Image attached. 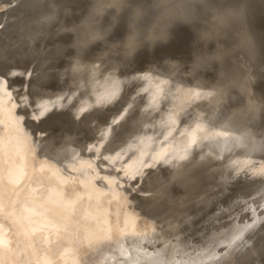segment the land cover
Returning a JSON list of instances; mask_svg holds the SVG:
<instances>
[{"label": "rangeland", "instance_id": "obj_1", "mask_svg": "<svg viewBox=\"0 0 264 264\" xmlns=\"http://www.w3.org/2000/svg\"><path fill=\"white\" fill-rule=\"evenodd\" d=\"M164 1L163 0H154V2H153V0H117V1L116 0H70V1L69 0H0V18H1L0 19V36H1L0 37V42H2V43H0V53H1L0 55H2V56H0V64H1L0 65V74L2 73V75H0V85H1L0 86V98H3V100H5V98L7 97L5 101L0 99V105L3 102L5 104L7 99H8V101L11 99L13 101V105H15L17 107L16 108L15 106H13V105L11 106L10 104L8 105L6 103L5 105L7 106V108L10 106L8 111L5 109L6 107H4L5 106L4 105V106H2L3 109L2 108L0 109L1 110L0 112H1L2 116H3L2 113H4V114H5V112L9 113V114H5L4 116L7 117L8 115H10L9 116L10 119H12L11 117H14L17 114L13 118V119L17 120V122H16V120H14L15 123H18V121L20 119L22 120L23 118H20V119H18V118L19 117H23V113L26 112L25 115H24L25 117H24L23 121L20 120V122H19L20 124H21V122L22 123L26 122L27 125H26V123H23V124L26 125V127H25V125L23 126V124H21V125L19 124L17 127H20L23 130H25V128H26L27 134H29V135H26V131H24L25 135L21 134V135H23V139H22V136L18 132L21 131V133H22L23 130L20 129L19 131H17L16 130V128H17L16 125L17 124L14 123L15 126H13V124H9L11 122V120H9V118L8 119L4 118L7 121L9 120L10 122L6 121L7 125L5 124L3 126L2 124L5 123L4 122L5 120L3 119L4 116L2 117L0 115V120H3V123H1L2 121L0 122V126L1 125L3 126L0 129L2 130V128H4V132L3 133H1L2 131L0 130L1 131L0 135H1V137H3L2 135L4 134V136L6 135V137H8V138H6V137L2 138V139L6 140V141L4 140L5 143H6L5 146H4L3 143H2L3 146L0 145L1 146L0 150L4 149L5 152H6L5 153L4 151H2V152L0 151V187H1V190H0V232H3L5 234V236L7 237V239L4 240L5 245H6L5 246L6 250L3 253H0V256L4 257V260H6L7 263H10L12 261V256H15L14 254H16V253L18 254L17 255L18 258L22 257V256H27V254H29V252L27 251V244H25L24 241L20 240L16 236L17 232H18V229L27 230V231H29L31 233L34 232V234H35L34 237L38 241V246L41 247L42 249L44 248L43 246L48 244L47 241L49 240L50 237H52V238H54V237H60V238H62V237L67 238L68 237V238H71L74 241L76 246H78L83 241H85V239L86 240L87 239L94 240V241L97 242V235L101 232L102 229H104V227L99 225L100 222L98 221V220L101 221V219H99V216L101 215V213L102 214L104 213L103 212L104 210L101 209L102 205H105V208L110 206V208H113V211L115 210V212H119V211H122V210L125 211V209H124L125 205H127L126 208L130 207L131 209L132 208L134 209L135 206H136V208L134 209L136 211V213L134 212V210L131 211V214L129 213V211H127L128 215H132V216L135 217V214L138 215V216H139V213L142 214L139 217L138 216L135 217V218L138 217L139 219H141L140 221L137 219L139 221V223L144 218L143 215H145V220H143V222L145 224H146L147 221L150 220L147 223L150 226H147L145 224H143V225H145V226H143L141 224L142 222L140 223L141 226H139L140 224L136 221L135 218H133L132 216H129V217H131V219H130L129 217H126V216L123 215L125 220L127 221V223L129 221H131V220H132V222L135 223V224L134 223L131 224L129 222L131 225H129V223L126 224L125 225V227L127 226L126 228H130V227L135 228V226L137 225V226H139L141 228H145V229H148L150 231V229L152 230V227H153V229H154V227H157L155 229H157V231L161 232V233L172 232L174 228H175L174 230L176 232L173 231V233L174 232L178 233V232H181V231L187 229L188 227L189 228L186 231H188V232L190 231L191 233L193 232L192 230H197V229H200L201 231H203V229L205 227V224L208 221L205 220L206 218L204 216L200 222H198V223L196 222L199 208L201 206H203V205H206V203H208L207 205H209V206L210 205H215V207L217 205L225 206L227 203H229V201L231 199H233L236 196L238 191L243 187V184H244L245 180L246 179L248 180L249 177L251 176V174L258 167H260V165L264 164V82H263L264 81V70H263L264 69V63H263L264 55H262L264 53L263 52L264 51V41H263L264 40V38H263L264 37V35H263L264 34V31H263L264 30L263 29L264 28L263 27L264 26V22H263L264 21V16H263L264 15V11L261 9V12H263V13H260V9H259V7H262L264 9V3H263L264 0L263 1L262 0H248V1L247 0L246 1H244V0H207V1L206 0H177V2H176V0H172V1L171 0H169V1L166 0L165 4H167V5L164 4ZM170 1L173 2V3H171ZM259 1H260V3L258 4ZM31 2H34V3H31ZM244 2H246V4ZM83 3H84V5H82ZM17 4H19V5H17ZM36 4H38V6ZM158 4L160 5V7H159ZM33 5L35 6V9H34ZM169 5H170V7H169ZM240 5L241 6L245 5L246 8H245V6L240 7ZM197 6H198V8H197ZM208 6H210L211 8L210 7L208 8ZM247 6L248 7L250 6L249 13L251 12L250 13L251 17H250V14L247 13L248 12L247 11L248 10ZM107 7H108V9H107ZM181 7H182V10H181ZM236 7H237V9L240 8V9H238V10H240V12L237 11ZM253 7H255V8H253ZM137 8H138V10H137ZM152 8H154V9H152ZM195 8H197V9H195ZM226 8H228V9H226ZM234 8L236 10L235 11L236 12V16H234V18L236 17L237 20L240 18L239 19L240 21L238 20V22H236L234 20V18L232 20H230V18L226 17V15L229 16V17L232 16L233 14L235 15L234 11H233L234 13L230 12V11H232L230 9L234 10ZM241 8H243L244 10L242 11ZM172 9H174V11H172ZM183 10H186L187 12L186 11L183 12ZM196 10H197V12H196ZM210 10H211V12H210ZM222 10H223V12H222V14H220ZM252 10L256 11V15H254V16H256V18L253 17V14H255V12H253ZM36 11L38 13V16H37ZM43 11H45V12H43ZM241 11L245 12V13H242ZM48 12H49V14H48ZM178 12H179L180 15L182 13L181 17L178 14ZM224 12H225V14L226 13H230V14L224 15L228 20L225 19L222 16L220 18L219 15H223ZM237 12H238V14L242 13L243 17L241 15L237 16ZM184 13H185V15H188L187 18L188 17H189V19L191 18L190 21L192 19H194L193 20L194 23L192 21L189 23V20L185 17ZM189 13H190L191 16L189 15ZM217 13H219V14H217ZM231 13H233V14H231ZM193 14H195L194 15L195 18L192 16ZM215 14H217V15H215ZM200 15H201V18L203 17L202 19L199 17ZM213 15L218 16V17H216L217 20L214 17H212ZM257 15H259V16H257ZM54 16H55V18H54ZM48 17H49V19H48ZM197 17L200 18V19H196ZM204 17H205L207 23L204 20ZM207 17H212V19L210 20ZM248 17H250V20L247 19ZM222 18L224 20L221 21ZM43 19H45V20H43ZM218 19L221 22L219 25L222 26V31H221V26L218 25V23H219ZM253 19H254V21H253ZM257 19H258V21H257L258 23H260V24L263 23V24H261V25L258 24L256 22ZM9 20H11V21H9ZM168 20H170V21H168ZM184 20H185V22H184ZM196 20H197V22H196ZM202 20H204V21H202ZM212 20H214L215 22H213ZM165 21H166V23H165ZM217 21H218V23H217ZM228 21L229 22H233V23H231L229 25ZM42 22H43V24H42ZM171 22H173V23H171ZM239 22H241V23L238 24ZM251 22H252V24L250 25ZM46 23H48V24H46ZM169 23H170V25H167ZM202 23H204V24H202ZM213 24L214 25L216 24L215 25L216 29L214 28ZM223 24H225V25H223ZM189 25L191 27H189ZM193 25L196 28L192 27ZM198 25L200 27L202 25H204L205 27H208V25H209V28L208 29L205 28L206 29L205 30V29H203L204 26H202V28H200ZM246 25H248V27H246ZM163 26H165L166 28L164 29ZM225 26H228L229 29H228V27H225ZM22 27H24V29ZM160 27L163 28V29H161ZM188 27H189L190 30L188 29ZM230 27H234V29H231ZM256 27L258 28L257 30H256ZM198 28L200 29V31H196V30H198ZM259 28L263 32H261L259 30ZM5 29H6V31H5ZM27 29L29 31H27ZM63 30H64V32H63ZM238 31H240V32H238ZM49 32L51 33V35H50ZM59 32H60V34H59ZM182 32H185L184 34H186V35H184ZM186 32H188V33H186ZM9 33H10V35H9ZM162 33H163V35H162ZM180 33H181V35H180ZM203 33H204V35H202ZM261 33H263V34H261ZM149 34H150V36H149ZM42 35L44 36V38L42 37ZM155 35H156V37H155ZM247 35H248V37H247ZM58 36H59V38H58ZM163 36H165V37L163 38ZM160 37L163 38V39L161 38L162 40H165L168 37L167 41L165 40L166 43H165V41L162 42ZM234 37H235V39H234ZM148 38H150L149 41H148ZM172 38H175V39H172ZM176 38H177V40H176ZM52 39L55 40V41H53ZM71 39H73L74 44H73V41ZM153 39H155V40H153ZM23 40H24V42H23ZM31 40H32V42H31ZM38 40L40 41V44H39ZM45 40H47V42ZM50 40H51V42H53V44H54V42H55V44L58 42L57 43V45L59 44L58 47H57V45L51 44ZM173 40H174V42H173ZM28 41H29V43H28ZM63 41H64V44L67 43V44H65V45L63 44V45L69 47V50L71 49L70 52L67 50V48H65L61 44ZM82 41L84 43H82ZM146 41H147V43H146ZM151 42H152V44H150ZM169 42H171L172 45ZM16 43H17V45H16ZM36 43H37V45H36ZM45 43H46V46H45ZM145 43H146V45H145ZM1 44H3V45H1ZM4 44H6V46ZM75 44H76V46H75ZM142 44H143V49L144 50L141 47ZM51 45H53V46L51 47ZM69 45H72V46L70 47ZM82 45L84 46V48H83ZM158 45L161 46V47H157ZM3 46H5V47H3ZM19 46H20V48H19ZM33 46H34V48H33ZM54 46H56L57 48H54ZM73 46H74V48H73ZM93 46H95V47H93ZM35 47H36V50H35ZM63 47H64V49H63ZM76 47L79 49V51H78V49ZM90 47L92 49H90ZM97 47H98V49H97ZM145 47H147V48L150 47V48H148L150 51L148 49H146ZM2 48H6V49H2ZM45 48H46V51H44ZM59 48L63 49V50H60ZM93 48H96V49H93ZM18 49L21 50V51H19ZM38 49L41 52L38 51ZM47 49L49 50V52H47ZM50 49H53L52 51L57 50L58 53L60 52L61 54L59 53V54H57L59 56H57L56 55L57 51H55V52H53L54 53V55H53V53L50 52ZM88 49H89V51H88ZM100 49H102V50H100ZM115 49H118V51L115 50ZM121 49H123V50H121ZM15 50H16V52H15ZM33 50H35V51H33ZM64 50H67V51H64ZM105 50H106V53H105ZM108 50L110 52H112V53H110ZM172 50H174V51H172ZM1 51H3L4 53L1 52ZM8 51H9V53H11L10 51H14V52H12V54H9ZM36 51L38 52V54H36ZM42 51H43V53H47L46 54L47 56L45 54H42ZM63 51H64V53H63ZM85 51H86V53H85ZM92 51H96V53L92 52ZM130 51H131V53H130ZM66 52H67L68 55L65 54ZM89 52H91L92 54H90ZM26 53L28 54V56H26L27 55ZM31 53L32 54L35 53V54L32 55ZM39 53H41V56H39L40 55ZM77 53H80V56ZM94 53H95V56H93ZM102 53H105V54H102ZM107 53H109V55ZM171 53H172V55H171ZM7 54H9V55H7ZM99 54L102 56V58H101V56ZM122 54H124V55H122ZM5 55H7V56H5ZM50 55H51L53 60L50 58ZM106 55H107V57H106ZM17 56L19 58H17ZM45 56L46 57L49 56V58H46ZM66 56H67V58H66ZM108 56H110V57H108ZM111 56H112V58H111ZM114 56L117 57V60H116V58ZM42 57H44V58H42ZM54 57H56V58H54ZM91 57H93L94 59L91 58ZM139 57H141V58H139ZM3 58H4V60H3ZM9 58H11V59H9ZM14 58L16 60V64L19 63L17 65L18 67H16ZM40 58L42 59V61L40 60ZM45 58H46V60H45ZM113 58H115V59H113ZM8 59H9V61H8ZM18 59H20V60L18 61ZM24 59L26 60L25 62H24ZM49 59L53 61V64H52V61H49ZM87 59H89V60H87ZM135 59H136V61H135ZM86 60L88 62L91 61L93 63H91V62L88 63ZM67 61H70L71 64H70V62L67 63ZM79 61H80V63H79ZM126 61H127L128 64L126 63ZM29 62H30V64H29ZM112 62H113V64H112ZM72 63L75 66H73ZM4 64H6V66ZM23 65H27V67L24 66L25 67V69H24ZM36 65H37V67L39 69L36 67ZM70 65L73 68H71ZM13 66H15L16 68L15 67L13 68ZM257 66H259V67H257ZM84 67H86V68H84ZM78 68H79V70H78ZM7 69H8V71L10 73L7 71ZM254 69H255V71H254ZM4 70H6V71L4 72ZM71 70L73 72H70ZM2 71L5 74H3ZM6 72L9 73V74H7ZM75 72H76V74H75ZM257 73H259V74H257ZM34 74H36V75L34 76ZM260 74H262V75L259 76ZM1 76H3L2 79H1ZM68 76H70V77H68ZM73 76H74V79L72 80ZM256 76L258 77L257 79L255 78ZM261 77H263V78H261ZM1 83L3 84V86H2ZM28 86L31 87V88H29ZM46 86H47V88H46ZM8 87H9V89H8ZM13 87H14V91H13ZM46 89H47L48 92L46 91ZM199 89H200V91H199ZM5 91H7V93ZM42 91L44 92V94L42 93ZM15 92L17 93V95H16ZM39 93L41 95L40 96L41 99L38 97ZM18 94H20V95L18 96ZM191 94L193 96H191V98H190ZM12 95H14V96H12ZM53 95H55V96H53ZM182 95H183V97H182ZM194 96H196V97H194ZM14 97L17 100L16 99L14 100L13 99ZM20 97H24L22 102H21L22 99ZM32 97H34L33 99H35V100H36V98L40 99V102L37 99L36 102L37 101L38 102L35 105V103H34L35 100L33 102ZM18 98L20 100H18ZM29 98L32 99L31 102L29 101ZM71 99H72V101H70ZM48 100L49 101L51 100V102H50L51 105H48L49 104ZM170 100H174V101H170ZM14 101H16L17 103L15 104ZM18 101L21 102V103L19 104ZM62 101H66L68 104L66 102L64 103ZM10 102L11 101H9L8 103H10ZM23 102H24L25 105L22 104ZM41 102H44V103H41ZM187 102H189L191 104H194V102H195L196 106L195 105L194 106L197 107V108H195L191 104H188ZM27 103L30 105V106L28 105V107L31 110L30 114H28L29 113L28 111H30V110L26 106ZM30 103L32 105H35L34 108L35 109L37 108V112H36L35 109H33V107L31 106ZM38 103H40L41 105L38 104ZM55 103H56L57 107L55 106ZM205 103H206V105H205ZM209 103L211 104L212 108H211ZM11 104H12V102H11ZM18 104H19V106H18ZM59 105H61V107L62 106L63 107L60 108ZM74 105H76L77 108ZM80 105H81V107H80ZM174 105H177V106H174ZM182 105H184L183 108H182ZM187 105H191V106H187ZM197 105H200V107H202V108L200 109V107L197 106ZM23 106H24V109H23ZM46 106L47 107L49 106V108H47ZM50 106H51V108H50ZM185 106L190 108L189 111L191 113L196 111V109L198 110V112L197 111L194 112L193 114H191L192 115L191 116V115H189L190 112L188 111V109L185 110L187 108V107L184 108ZM20 107H22V109ZM40 107L42 108V111H43V109H46L45 111H47V110L49 111L50 110V112L47 111L48 112L47 113L45 111H43V112L41 111L42 112L41 113L40 110H38V109H41ZM52 107L53 108L54 107L55 108L59 107V108L58 109H52ZM176 107H178V108H176ZM206 107L209 108V109L211 108L210 109L211 111H208L209 109H207ZM10 108L11 109L15 108L16 111L18 110L17 113H16L15 110H10ZM20 109H21V112H20V114H18ZM25 109H27L28 111H26ZM192 109H194V110H192ZM165 110H166V112H164ZM199 110H201V111L203 110V112H200ZM10 111H12L11 112L12 114H14L13 112H15V114L13 116H11ZM71 111H72V113L69 114V112H71ZM74 111H75V114L73 113ZM206 111H207V114H206ZM37 113H39V114L41 113V114L39 115ZM77 113H78V116L81 113L82 114H81V116L78 117V116H76ZM198 113L204 115L203 116L204 117L203 121L201 119L203 117H201L200 114L198 116ZM210 113H211V115H210ZM71 114H73V115H71ZM205 114H206L207 117H205ZM18 115H20V116H18ZM49 115H50L51 119H49ZM118 115H119V117H118ZM126 115H127V117H126ZM193 115H196V116L193 117ZM213 115H214V117L212 118ZM186 116L188 117V119H186L187 118ZM189 116H190V118H189ZM16 117H18V118H16ZM61 118H62V120H61ZM171 118H174V119L171 120ZM191 118H194L193 121H195V123L192 121ZM198 118H200V119H198ZM13 119H12L11 123H13ZM58 119H59V121H58ZM184 119H186L185 122L187 124H185V129H182V128H184L183 126L181 128V125L182 124L184 125V123H185V122H183ZM189 119H191L190 120L191 122L189 121ZM209 119H210V121H208ZM25 120H27V121H25ZM56 120H57V122H56ZM119 120H120V123H121V121H123V120L124 121H123V123L120 124V123H118ZM60 121H63V122H60ZM198 121L201 122L202 126L200 125V127H199V125H197V124L200 123V122L196 123ZM64 122L65 123L66 122H70L71 123V125L69 123L68 124L66 123L69 128L66 126V124ZM163 122L165 123V125L167 123H169V124H167V126L164 127V123ZM208 122H210V123H208ZM48 123H49V125H48ZM57 123H59V124H57ZM92 123H93V125H92ZM154 123H155V125H158V126L160 125L158 127L160 129H158L157 126L154 125ZM170 123L172 125H174V126H172V127L170 126L169 127L170 130L168 131V130H166V128L169 129L168 126L171 125ZM178 123L181 124V125H179ZM188 123H190V124L188 125ZM43 124H46L45 127H44ZM54 124L56 126H53ZM116 124L118 125V129H117V125ZM10 125H11V127H13L14 132H12V129L10 128ZM41 125H43L42 126L43 128H41ZM108 125H110V126L112 125L113 129L109 128L110 126L108 127ZM186 125H188L190 127V130L193 133V135L188 130L189 127L187 126L188 128H186ZM193 125H195V126L193 127ZM5 126H6V128H5ZM7 126H9L10 131L9 130H6V131L12 132L11 134H9V132H8L9 136H7V133H5L6 132L5 129L8 128ZM71 126H72V128H71ZM73 126H75L74 129H73ZM80 126H81V128H80ZM89 126L93 127V129L90 128ZM113 126H115V127H113ZM154 126L156 127V130H154L155 129ZM175 126H179V127H175ZM252 126H254V127H252ZM14 127H15V129H14ZM48 127H50V128L53 127V128L50 129ZM105 127H106V129H105ZM197 127H198V129H197L198 131L196 129H194V128H197ZM95 128H97V129H95ZM114 128H115V130H114ZM192 128L195 131H193ZM63 129H70L71 131L70 130H65L64 131ZM84 129H85V131H84ZM149 129H152V131L149 130ZM171 129H174V130L171 131ZM47 130L49 131L50 135L47 133ZM74 130L76 131V134H74V132H75ZM93 130L96 133L99 130L100 132L97 133L99 136H96L97 135L96 133H95L96 135L94 134L95 135L94 136L93 135V133H94ZM108 130H109V132H108ZM147 130H149L150 132L155 133L156 135L161 133L160 130H162V131L166 130L165 132H163V135L165 133H167V139L164 138V137H162V138L166 139V140H169V142L171 141L168 144V146H170V148L167 146L168 141H166L167 142L166 143L163 139H162L163 141L161 140V138H160L162 136L161 134H159L160 135L159 137L155 136L156 137V139H155V137H153V135H155V134L151 133L153 135L150 137L151 134H149L150 132L148 131L149 135L147 137L146 136L147 134L145 133V131L147 132ZM158 130L160 132H156ZM175 130L177 131L176 135H175V133H176ZM184 130H185V132H184ZM186 130L188 131L189 134L187 133ZM31 131H32V133H31ZM41 131H44V132L41 133ZM91 131L93 133H91ZM105 131L107 133H109V134H106ZM173 131H175V132H173ZM65 132L66 133L69 132V133L66 134ZM81 132L82 133L84 132V133L82 134ZM125 132L129 133V134L127 133L128 138H127V136L124 137V135H126ZM168 132H170L169 135H168ZM172 132L174 133V135L171 134ZM45 133H47V134H45ZM70 133H71L72 136H70ZM80 133L82 134L81 136H83L86 133L85 134L86 137H85V135L83 137H80L83 140H81L78 137V136H80ZM88 133L90 134V136H87V135H89ZM102 133L103 134L105 133L106 135H108L106 137L107 138L109 137L108 139H110V140L107 141V138L104 136L105 134L103 135ZM112 133H114V134H112ZM116 133H118V134L116 135ZM121 133H125V134H121ZM131 133H133L134 139H133V137H132L133 135H131ZM185 133H187L188 135L185 134ZM182 134H184L185 136L182 135ZM10 135L14 136V137L17 136V135L20 136L22 140L18 139V137L13 138V139H16V141L18 139V140H20V142L21 141L24 142V143L21 142L22 143L21 145L23 147H25L26 149H28V148H30V149L26 151V149L21 148L22 147L21 145L20 146L18 145L19 149L17 148L18 146L17 147L15 146V150L16 151H17V149H18V151L20 150L19 151L20 154L17 151L18 154L21 155L20 157H18L19 155L17 156L16 155L17 153L16 154L13 153V152H16L15 150L13 151V149H14V144L17 145L19 143V141H17L18 143L17 142L16 143L14 142L13 144L9 143L8 139H10V141L13 140L12 137L10 138ZM30 135L34 136V139L36 141H38V145H36L37 143H36L35 140H34L35 142L33 141L34 143L32 145V140L33 139H32V137ZM66 135L70 136V137H68V139H70V140H68V139L66 140V138H63V142L60 141V139L62 140V137H67ZM91 135H93V136L91 137ZM100 135L103 136V137H101ZM143 135L146 136V139H145L146 141L143 140L145 138V137H143ZM189 135H191V137ZM25 136H27V137L29 136V138H27L28 141H29V139H32L31 141H29V143H31V144H29L28 146L25 143V142L28 143L27 139H24ZM110 136L111 137L113 136L114 140L116 139L115 140L116 142H114L116 144L118 142H119L118 144L121 143L122 145L125 144V143L128 144V141L125 139V138H127L130 141L129 144L131 143L132 145L128 144L129 146L127 147V145L125 144L124 145V148L126 150L125 151L123 149L122 145H118V144L114 145L113 144V141H114L113 137L110 138ZM120 136H123V137L121 138ZM164 136H166V134ZM168 136H170V137L172 136V137L170 138ZM192 136H194L195 138L192 137ZM72 137H73V139H71ZM88 137L89 138L90 137L91 138H94V137L96 138L97 137V139L94 138V140L92 139V141H91V138L89 140ZM130 137H131V140H130ZM149 137L150 138L153 137V139H155V141H153V139H152V141L157 145L156 147H154L155 144L149 139ZM181 137H183V138H181ZM187 137L189 138V139H187V141H185L186 139L183 140L184 138H187ZM50 138H51V141H50ZM56 138H59V139H57L58 143H59V141H60V143L62 142L61 143L62 146L60 144L56 143L57 140L56 141L53 140V139H56ZM74 138L76 140L78 139L79 142L75 141ZM117 138H119V140ZM140 138L142 139L143 142L145 141L146 144H145V142L142 144V141H140ZM147 138H148V140H147ZM157 138H159V140H161V141L157 140ZM180 138H181V140H180ZM84 139L86 140L87 144L89 143V145H87L88 147L86 146V144H85L86 142L84 141ZM100 139L102 140V142L104 141V143L106 145L105 148H104L105 145L101 142ZM132 139H133V141H132ZM24 140H26V141H24ZM45 140H47V143H46ZM120 140L122 142L124 141V143H122ZM172 140H173V142H172ZM177 140L179 142L178 145L175 142ZM193 140H195V141H193ZM52 141H53V143H52ZM64 141L66 142V144H65ZM67 141L68 142L71 141V142H69L71 145H72V143L74 141L76 143L78 142V144L80 142L82 143L83 141L85 143L83 142L82 144L77 145V147H76L77 149H76V148H74L75 144H76L74 142L73 145H72L73 148H74V151H73V148H71L69 146H67V147L65 146V145H68ZM90 141H91V143H90ZM105 141H107V142H105ZM134 141L135 142L140 141L139 143H141L140 145H138L139 143L137 142L138 144H135L136 145L135 149L132 148L133 146H135V145H133ZM149 141H151L152 144ZM43 142L46 143V145ZM156 142H158L160 144V146ZM162 142L164 143V145L162 144ZM92 143H95V144H92ZM100 143H102L104 145L103 147H101L103 149H101L100 147L96 148L99 145L102 146ZM106 143H108V145ZM165 143H166V146H165ZM180 143H181V145L179 146ZM9 144H12L10 146V147H12V150H9V148H10L8 146ZM111 144H113V145H111ZM147 144L149 145V147H148ZM6 145H7L8 148L6 147ZM53 145H56L54 147L55 149L52 147ZM57 145H59V146L57 147ZM93 145L94 146L96 145V147H95L96 149L94 148ZM137 145L140 146V147H138ZM151 145H152V148L154 147V149H156V150L150 148ZM162 145L165 146V148L163 147L164 148L163 150L167 151L168 153L164 152L162 149H160V148H162L161 147ZM171 145H172L173 148L171 147ZM174 145L178 146V148L176 146H174ZM34 146H35V148H34ZM36 146H38V147H36ZM40 146H42L44 149L41 148ZM60 146L62 148H64V149H62ZM79 146H83V148L81 147V150L83 149V151L80 150ZM113 146H115L117 148L114 147L115 148L114 149ZM145 146L148 147V148L145 149L146 148ZM31 147H33L34 149L31 148ZM47 147H49V148L52 147L54 150H52L51 148L48 149ZM121 147H122V150H121ZM129 147H131L132 149L129 150L130 149ZM137 147H138L139 150H137ZM142 147H144L143 150L145 149V151L142 150L141 152H139L140 148H142ZM166 147L169 148V149H167ZM175 147H176V149H175ZM179 147H181L180 151L177 150V149H179ZM66 148L72 149V150L71 151L70 150L66 151V150H68ZM92 148H93V150H92ZM108 148L109 149L111 148L110 149L111 153H109L110 151H108ZM157 148L159 150H157ZM171 148L174 149V151H172ZM182 148H184V149H182ZM23 149L26 151V153H25V151ZM31 149H33L34 151L31 150ZM35 149L37 151H39V153H37V151H35ZM47 149H48V152L45 151ZM112 149H114L113 151H115L117 153H114L112 151ZM49 150H51V151L49 152ZM55 150H58V151L57 152H53ZM75 150L76 151L79 150L80 154H78ZM90 150L92 152L93 151L95 152V153L93 152L94 157H93V155L89 156V157H91V159L90 160L88 159L89 161L87 160V163H85L86 159L88 158L87 155H90V153L92 154V152H90ZM104 150L106 151V153L108 152L107 155H106ZM119 150H120L122 155L120 154ZM160 150H162L163 152L161 151L162 152L161 153ZM7 151H8V153H7ZM10 151L13 153L12 155H11ZM21 151L24 152L25 155H22L24 153H21ZM30 151H33V152H31L32 154L29 153ZM62 151H64V152H62ZM85 151H87V152H85ZM128 151H129V153H128ZM146 151H147V153L149 151L152 155L149 154V153H148V155H147V153L145 155L144 153ZM152 151H159V152H157V154L161 153L163 155L159 154V156H158L155 152H152ZM175 151H177V152H175ZM189 151H191V152H189ZM193 151H194V154H191V153H193ZM58 152H59V154H58ZM82 152H84V154ZM88 152H90V153H88ZM97 152H99L98 153L99 156H104L102 158H104V159L107 158L108 159V160H103L102 159L103 160L102 162H104V161L106 163L110 162V161L114 162V160L120 161L121 163L117 162L115 164L116 167L118 166V164L122 165V163H123L122 161L125 160L124 158L127 159V160L124 161L122 166L120 165L122 170L120 168H118L119 166L117 168L114 167V169H113V167H112L113 165H110V167H112L113 170H115V168H116L118 173L116 171H113L114 172L113 173L111 168H110V170H111L112 173L109 172L110 170L107 172L109 175H110V173L113 175V176L110 175L113 178V179L111 178L112 181H115L114 178H116V182L119 179H121L123 181V183H125V184L127 183L126 185H123L121 180H119L120 182L118 181L117 183L116 182L112 183V181L110 182L109 181L110 176H108V174H107V176L109 177V179L107 178L108 181L106 183L105 179H103V176H106L105 175L106 171H105V168H103L104 170L102 169V167L105 166V163H104V166H103V163H102V166H100L101 165V163H100L101 161H98V160H100L101 158L98 157V155H96ZM171 152H173L174 156L176 155V153L179 154V155L175 156V158H174V156H173V154ZM36 153L38 154L37 156H36ZM42 153H43V155H45V156L47 155V156L41 158ZM51 153H53L52 154L53 156L51 155ZM54 153H56V155H54ZM81 153H82V156H84V155L85 156L81 157L80 156ZM113 153H114L115 157L117 156L116 159H114V160H112L114 158V156H112ZM141 153L144 156L141 157ZM7 154H9V155H7ZM170 154H171V156H170ZM185 154L186 155L188 154V156L184 157ZM201 154H202V156H201ZM4 155H6V156H4ZM32 155L34 157H32ZM39 155H40V157H38ZM156 155H157V157H156ZM192 155H195V158ZM73 156H75V157L77 156V157L75 158ZM110 156H112V159H111ZM121 156L122 157L124 156L122 161L120 160ZM148 156L152 157V158L149 159ZM160 156H161V158H163V160L158 158ZM21 157H23V159L25 157L24 161H23V159L20 160V162L16 161L17 159H19ZM47 157H48V159L46 160ZM66 157H68V158H66ZM118 157H119V159H117ZM132 157H134L133 158L134 161H132V159H131ZM171 157L174 160V161L172 160L174 163L178 162V163H176L178 166L176 164H174L172 161H169V160H171ZM176 157H178L179 160H182L183 163L179 162V160H177ZM12 158L16 159L15 161L18 162V163H16L14 161V159H12ZM141 158L142 159L143 158L144 159H148V160H144V162L142 163ZM29 159H32L33 161L29 160ZM34 159H37L38 161L37 160L35 161ZM39 159H40V161H39ZM79 159H80V163L78 161ZM164 159H166L169 162V164L166 163L167 161H165ZM175 159L177 161H175ZM28 160L31 161L33 164L31 162H29ZM44 160H46L45 163L42 162ZM48 160L50 162H52V163L53 162H56V163L52 164ZM92 160H93V162H92ZM135 160H136V162H135ZM152 160H154L155 163ZM184 160H185V162H184ZM187 160H189V161L187 162ZM22 161H23V163H22ZM82 161H84V162H82ZM94 161L95 162L97 161L98 163L97 162L95 163ZM160 161H163V162L165 161V164H168V165H170V163H172L171 164L172 165L171 168H173L175 171L177 169V173L173 169H172V171H174L175 174L170 170L171 169L170 168L171 165L169 166V169H166L165 171H162V170L165 169L164 167L167 166V165H163L164 167L161 166L160 165V163H161ZM190 161L194 162V163L192 162V165L194 164L195 168L193 166L191 167V164H190L191 162ZM26 162H29V163H26ZM113 162H110V164H114L116 161L114 163ZM125 162L127 163V165H126ZM186 162H187V164L190 162L189 163L190 165L189 164L186 165ZM25 163L28 164V166L25 165ZM30 163L33 166H31ZM39 163H41V165ZM47 163L50 166H51V164L52 165L55 164V166L54 167L52 166L53 168L52 167L50 168V166ZM88 163H89V165H90V163L92 165H90V167H89V165L86 166L85 167L86 169L82 168L83 165L81 166V164H84V166H85V164H88ZM133 163H134V167L136 166L135 168L133 167L135 170L131 167V165L133 166ZM135 163H137V165L140 164L141 167L135 165ZM156 163H158L159 165L156 164ZM181 163H182V165H181ZM17 164L24 165L25 167L24 166L20 167V165L18 167V166H16ZM42 164H44V165H42ZM46 164H47V166H45ZM93 164L96 166V167L94 166L95 170H97L96 169L97 167L100 168L99 170H97L99 172V174H100V172L102 173V171H103V173H102L103 175L100 174L102 176L101 178L97 177L99 174H97V171L94 170ZM97 164L98 165L100 164V165L97 166ZM148 164H151V165H148ZM36 165H38L39 167L41 166L40 169H41V171L43 169V171L41 172L39 167L36 166ZM58 165H62V166H58ZM106 165H109V163L106 164ZM128 165H130L131 168H129ZM142 166H143L144 172H143V169L142 170L140 169L141 172H140L139 169L136 171L137 167L142 168ZM182 166H187V167H182ZM188 166H189V168H188ZM17 167L19 169H17ZM29 167L30 168L33 167V168H31V170H34V171L30 170V172L32 174L28 171ZM34 167L36 168L37 171L35 170ZM55 167L58 168L59 171H60V168H61V170L62 171L64 170L66 172V174L68 172H70L71 175L68 173L67 174L68 176H66L64 171H63V174L65 176L62 175V171H60V174H57L59 171L57 170L58 171L57 172ZM77 167H80V168H77ZM87 167H89V169ZM105 167L107 168V166H105ZM127 167L129 168V170H128ZM156 167L160 168L159 169L160 171L157 168L158 172H161V171L162 172H166V171H168L166 173H169L171 171L170 174H169V177H168V174L167 175L165 174V176H167V177L164 176L165 178H163V180H162V178H160L161 179V181H160V179H159L160 173L157 172L159 174V176H157V177H156V175H158V174L154 175V173H156V171H157L155 169ZM20 168H21V170H20ZM71 168H72V170H71ZM91 168H93V170ZM108 168H109V166H108ZM190 168H192L193 171ZM23 169H28V170H25V172L27 171L25 173ZM75 169H78V170H75ZM80 169H82V170L84 169V170L80 171ZM151 169H153V170L155 169V171H153ZM178 169H180V170H178ZM184 169H187L190 172V174L188 175L189 172L187 171V173H186V171ZM203 169H205V170H203ZM22 170H23V172H22ZM88 170H92V172L91 171L89 172ZM183 170H184V172H183ZM210 170H212V171H210ZM50 171L56 172V173H50ZM86 171H87V173L88 172L92 173V175H93V173L96 172L95 174H97L96 177L98 178V180H100V179H102V180L98 181L97 178H96V180L94 181V179H95V177H94L95 174H94V176L92 177L94 179H93V182L91 183V181H92L91 174L87 175ZM93 171H95V172H93ZM104 171H105V173H104ZM138 171H139V173H138ZM149 171H151V172H149ZM181 171L183 172V175H182ZM35 172H37V173L39 172V174H40L39 176L44 175L43 172H47L48 174L46 176L44 175L42 177L46 178L48 176V179H44L45 180L44 181L43 179H41L42 177L39 178L38 174L35 173ZM162 172H161V175L163 177L164 173H162ZM12 173H14V174H12ZM20 173H24L25 175H27L29 173L30 175H28V176L24 175L25 178H26L25 179L23 177V175L21 176ZM140 173H141V175H139ZM144 173L146 174L145 176H144ZM148 173H150V174L148 175ZM185 173H186V176H184ZM49 174H53V175L50 176ZM84 174H86V175L84 176ZM118 174L121 175V176H119ZM136 174H137V176H134ZM178 174H181L182 176H180ZM193 174H195V175H193ZM60 175H61V177L63 176L64 178L63 177L61 178ZM75 175H76V177H74ZM100 175H99V177H100ZM130 175H131V177H130ZM152 175H154L153 178H155V180L151 179ZM170 175H173V176L177 175L178 176V178L174 176L175 178H177V179H175L176 183H174L175 180H174V182L173 181L170 182V180H171L170 177L174 178L173 176H170ZM31 176H34V179L32 178L34 181L36 179L38 180V178H39L38 181L36 180V182H35L36 184H34L35 187L34 186H28V185L32 184V182H34L32 179H30ZM86 176L87 177L89 176V178L91 179L89 181L87 180L89 182V184H91V186H92V184L94 185L96 181L97 182H101L103 184L105 183L104 184L105 186H104L101 183H98L99 185H97V182H96L97 186H95V187L92 186L94 188L93 189L94 192L95 191L98 192L99 189H101L102 191H105L108 188H112V187H107V185H109V182L111 184H114L113 185L114 189L112 188L113 191H110V189H108L109 191H107V192L105 191L106 193H104V192L99 193V192H101V191H99L98 195L102 194V196H100L101 199H99V200H98V198H96V197H98L97 193L95 194V195H97L95 197L94 192L91 189H89L90 190L89 193L87 191L86 192L88 194H92L93 193L95 198L93 197V195H88L85 192L84 188L87 187V189H88L91 186L88 185V184L86 186L84 185V184L87 183L86 179H89ZM128 176L130 178H128ZM18 177L21 180H19ZM27 177H30V178H27ZM53 177H55V178H53ZM65 177H66V179H65ZM67 177H69V178H67ZM106 177H104V178H106ZM126 177H127V179H126ZM184 177H186V178H184ZM189 177H190V179H189ZM23 178H24V180H27V181L31 180V182H28V184H27L26 183L27 181H24ZM49 178H51V179L53 178L52 182H54V183H52V182L51 183H52V187H54V188L51 187V185H50L51 183L49 184L48 180L51 181V179H49ZM58 178L61 179L60 182H57V180L59 181ZM70 178L75 179V180H70ZM141 178H142L143 181L140 180ZM147 178H148V180L150 182L152 180L151 183L149 182V184H148L149 186H150V184L152 185V183L154 181H157L159 179L157 181L158 183H156V182H154V183H156V185H157L160 182H162V183L164 182L165 187L167 186V188L169 190H171L170 191L171 193L166 188H165V191L162 189L163 191L160 192L161 191L160 187H158V188H160L159 189L160 191H158L157 186L154 184L155 186L154 185L153 186L158 191L157 195L159 194V192L160 193L165 192L164 196H163V194L162 195L159 194L160 197L163 196L162 198H158L159 196L157 197V195H155V192H157V191H155L156 189L154 187L151 186L152 189L154 188L155 190H152L151 187H149L151 192L154 191V194H153V192L151 193L149 191V189L147 191V188H148L147 187L148 186L147 185L148 180H146ZM1 179H2V182H1ZM185 179H187V180H185ZM40 180L43 181V185L40 184V183H42ZM55 180H56V185H55ZM82 180H84V181H82ZM127 180H130V181H127ZM7 181H10L11 183L7 182ZM47 181H48L49 186L45 187V185L47 184ZM73 181H75L74 184H73L74 185L73 187H76V189L71 187L72 189L70 191V189H68V187H70L72 185ZM77 181H78V183L80 185H78ZM135 181H137V182L135 183ZM23 182H24V184L22 185ZM38 182H39V185H42L41 188L43 186L46 188V189L45 188L43 189V191L44 190L46 191V192L44 191L45 193L44 192L42 193V191H40V190H39L40 194L37 192L38 189L36 188V186L37 187L39 186V185H37ZM45 182H46V184H45ZM65 182H66V185L68 186L67 189H65L66 186L65 187L62 186V184L65 185L64 184ZM67 182H68V184L69 183H71V184L68 185ZM83 182H85V183L83 184ZM129 182L131 183V185L134 182L135 183V184L133 183L134 186L133 185L131 186L129 184L131 187L130 186L127 187ZM142 182H143V184H141ZM145 182H146V184H144ZM182 182H184V183H186V185L187 184L188 185L186 186L184 183L182 184ZM190 182H191L192 187L190 185ZM7 183H9V186H8ZM25 183L27 185H25ZM58 183L60 184V187H58L59 186ZM121 183H122L123 186L121 185ZM162 183H160V184H162ZM166 183H169V185H172L174 183L176 185L173 184V186H171L169 188L168 184L166 185ZM170 183H172V184H170ZM177 183L178 184L180 183L181 185L180 184L178 185ZM160 184H159V186L163 185V184L162 185H160ZM117 185H120V187L117 186ZM145 185H147V186H145ZM164 185H163V188H164ZM182 185H184V187ZM24 186L25 187L27 186L26 187L27 188L26 191H25V187ZM115 186L118 189V191H117V189H115ZM124 186H125V188H124ZM2 187H4V188L2 189ZM63 187H64L65 190H61V188L63 189ZM102 187H105L106 189L103 190L104 188H102ZM177 187H180V188H177ZM181 187H183L184 190ZM34 188H36L37 191ZM48 188H50V189H48ZM55 188H56V190L59 189L58 192L62 193L64 195L63 196L62 194H60V195H62L63 198H60V196H58L59 194H58L57 191H56L57 193L55 192V190H54ZM80 188H81L82 191H84L83 194H80V192H79V194L76 193V195H75V192L79 191ZM171 188L176 190V191L173 190L174 193L176 192L175 195H174V193H172V189ZM20 189H22V190H20ZM23 189L25 191L24 193H22ZM28 189L29 190L31 189L30 191H32L33 193L37 192V195L33 194L32 192H30ZM33 189H34L35 192L33 191ZM74 189L76 191H74ZM95 189H97V190H95ZM47 190H48V192H49V190H51V192L48 193ZM66 190H68L67 193L70 192L68 195L66 194V192L64 193V191H66ZM115 190H116V193L118 192L117 195H116V193H112V192H115ZM167 190H168L169 193H166ZM186 190H187V194L185 192ZM28 191H29V193L31 195H29ZM60 191H62V192H60ZM177 191L181 192V197H180V193H178ZM188 191L190 192V194H189ZM108 192H109V194H108ZM137 192H138V194H137ZM183 192L185 193V196H183L184 195ZM50 193L53 194V195L49 196ZM54 193L58 194V195H55ZM84 193H86V197H85ZM103 193L105 195L106 194L107 195L104 196ZM119 193H120V195L123 194V193L124 194H123V196L122 195L120 196V195H118ZM139 193H141V194H139ZM150 193L152 195H155L158 198V199H156V197L153 196L154 197L153 201L154 202L156 201V202L154 204V202L152 201V204H154L156 206V209H155L156 211H158V212L162 211L160 214L158 212H156L155 210H152L153 212L154 211L156 212V213H154L152 215H150V213H152V211H149V210H148V214L144 213V212H147V209H148L147 206H149V205H151L150 208H153V209L155 208V206L152 207L153 205L149 204V201L147 200L148 197L151 196ZM70 194L71 195L73 194V196H71ZM133 194L136 195L137 199L135 198V196ZM145 194H147V195L145 196ZM172 194H173V196H171ZM32 195L33 196L35 195L34 197L36 198V200H35V198ZM44 195H46L47 197L46 196L44 197ZM74 195H75V197H74ZM77 195H80V196L82 195V197H80V196L77 197ZM112 195H114V196L116 195L118 197V199L122 197L121 199H123V200L124 199H128V200H124L126 202V204L121 199H119L120 201H118V200L115 201L117 198L114 200V198L116 196L111 198ZM27 196L29 198H27ZM36 196H38L39 198H41V196H42V198H44V201L46 200L45 198H47L48 201H46V202L48 204H50V203L52 204V200H50V199H54L55 200L58 197H59V199H63L64 201L60 200V201H62V204H61L59 201H57L58 199L55 200L56 204L55 203L54 204L55 205L58 204V206H59V208H57L58 206L56 207L53 204L51 206V204L48 205L47 203H43V201H42L43 199L39 200V198H37ZM48 196H49V198H48ZM53 196H55V198H53ZM56 196H58V197H56ZM68 196L70 197V199L68 198ZM83 196L85 197L84 199H83ZM87 196L92 198V200L96 199V200H98L100 202L99 204L97 203L98 201H96V200H94V201L91 200L93 203L91 201L88 202L89 204L90 203L93 204L94 209H96L98 211L92 210L91 207L93 208V206L92 205L91 206L87 205L88 203L86 204V202L88 201V200L86 201V198L90 200V198L87 197ZM125 196H127V198H124ZM176 196H179L178 198H181V199L178 200V198ZM31 197H33L32 198L33 200L31 199ZM65 197L68 198L70 201L66 200ZM104 197L106 199L109 197V199H112L113 201L110 200V201L106 202V199ZM172 197H173V199H172ZM77 198H80V199L82 198L81 199L82 203H83L84 200L86 202L84 201V203L82 204L81 201H79V199H77ZM151 198L152 197H149L150 203H151ZM73 199H75V200H74V202L72 204L71 200L73 201ZM109 199H107V200H109ZM144 199H146L148 201V202H146L147 204L145 202H143L142 204L139 203L140 201H142ZM189 199H190V202H192V203L189 202ZM193 199H194V201H193ZM49 200H50V202H49ZM184 200H188L189 204H188V202L186 203V201H184ZM12 201L13 202L17 201L18 203L17 202L13 203ZM40 201H42V204L41 203H37V202H40ZM67 201L69 203H71V204H69ZM77 201H78V204H77ZM103 201H104V203L106 202V204H104V203L102 204ZM128 201H129V203L131 201V204H132V202L134 204H132V206H131V204H129ZM167 201H168V203H167ZM171 201H173V202H171ZM57 202H59V203H57ZM65 202H67V203H65ZM116 202H120L122 205L120 203H118V205H117ZM176 202H177V204H176ZM79 203H81L82 206H80L81 204L79 205ZM94 203L97 204V206L101 209V211L99 210L98 207H97L98 209L95 207L96 204H94ZM163 203H164V205H163ZM43 204H46L49 208L46 207V205H43ZM84 204H86V205L83 206ZM107 204H110V205L107 206ZM114 204H116V206ZM123 204H124V206H123ZM178 204H179V207H178ZM60 205H61V207H60ZM65 205H67V206H65ZM71 205L72 206L76 205L77 208L72 207L73 209L71 210V208H70ZM113 205L115 207L120 206L123 209H121L119 207L120 208V210H119V208L117 207L118 208V210H117V208H115ZM133 205H134V207H133ZM186 205H188V206L186 207ZM64 206H65V208L67 207V211H66V209L63 208ZM86 206H87V208H86ZM180 206H182L183 208L180 207ZM44 207H45V209H44ZM52 207L55 208V209L53 208V211L51 210ZM79 207H81V210L82 209L85 210V211L88 210L87 213L84 212L83 210L80 211L78 209ZM141 207L143 208V210H141ZM157 207H160V208H157ZM164 207H165V209H164ZM197 207H198V209H197ZM62 208L65 211L64 213H62L63 212L61 210ZM185 208L186 209L188 208V209L184 210ZM193 208H195V209H193ZM90 209L92 211H89ZM128 209H126V210H128ZM171 209H175V210L172 211L173 213H171ZM178 209L179 210L183 209L182 211L180 210V213L182 212L181 213L182 217H181ZM54 210H56V211L57 210L58 211L61 210L60 211L61 213L59 212L60 215H57L58 211L55 212ZM73 210L74 211L76 210L75 212L77 214L75 212H73ZM138 211H139V213H137ZM66 212H67V215H66L67 218H66V216L62 215V214H66ZM88 212L90 213V215H88L89 214ZM92 212H94V213H92ZM132 212L135 213V214L133 215ZM167 212H170L171 215L167 214ZM174 212H177V213H175V215H174ZM70 213L73 214V215L71 214L72 218L70 217ZM78 213H80V214H78ZM124 213H126V211ZM124 213L122 212V214H124ZM127 213L125 215H127ZM178 213H179L180 217L178 216ZM22 214H24V215H22ZM68 214H69V216H68ZM157 214L160 215V216H158ZM164 214L166 215L164 218H166V217L169 218L170 217V219H173L171 217L172 214H173L174 215V219L172 221L167 219L169 221H166V219H163V217L161 216V215H164ZM176 214H177L178 218H181V219H178L176 217ZM81 215H84V216H81ZM87 215L89 217H87ZM153 215H157L158 218L156 216H155L156 218L153 217ZM15 216H17V218ZM63 216L66 218L65 220L63 218H60V217H63ZM96 216H97V218H96ZM54 217L57 218V219L55 220ZM75 217H77L78 220ZM79 217H80V219H79ZM159 217H161L167 223H170L171 226L168 225L166 222H164V224H163V221L161 219H159ZM93 218H94L95 222H97V221L98 222L97 223L93 222V220H92ZM126 218H128V219H126ZM147 218H150V219L147 220ZM175 218H177L179 220V222L177 220H176L177 223H176V221L174 222ZM69 219L71 220L72 224L70 223ZM133 219H135V220H133ZM154 219L156 220V223L153 222V224H152L151 220H154ZM182 219H184V221L181 223L180 221ZM47 220H50V221H47ZM53 220H55V221H53ZM84 220H85V222L83 223ZM61 222H62V224H61ZM65 222H67V223L69 222L68 224H70V225L67 226V223H65ZM77 222H78V224H77ZM86 222L87 223L91 222V224L90 223L87 224ZM75 223L77 224V226L79 228L76 226ZM93 223H95V226H97L98 229H97V227L94 229V224ZM179 223H181L182 225L179 224ZM183 223L187 224V225L185 226ZM64 224H65V226H64ZM74 224H75V226H74ZM101 224H102V221H101ZM174 224H176V226ZM188 224H189V226H188ZM263 224H264V213L261 214V215L253 214V215H250V216L246 217L245 219L241 220V222L239 223V225L237 227H235V226L233 227L230 224H227L226 227H223L224 229L221 230V232H222L221 235L222 236H221V238H220V240H219V242L217 244L218 251H217V254L215 255L216 257L214 258L215 262L218 263V262H222L223 261V262H225L224 264H226V263L229 264L228 262H230V259H233L231 261L232 263L230 262L231 264H240V263L243 264V263H248L249 262L248 260H250V259L252 260L253 259L248 264H255V262L253 263V261H256L255 259H257V257H259L257 259V261H258L261 258V256H262L261 253H263V250H264V248H263L264 246L261 247V244L264 245V242H263L264 241V229H263L264 226H262ZM87 225L88 226L90 225V226L88 227ZM167 225L170 226L169 227L170 228L169 231H167L168 230V226ZM52 226H54V227H52ZM84 226H85V228H84ZM105 226H106V228L104 229V231L105 230L108 231V229L110 230V233L117 231V230H115L116 227L111 226V224H110V227L108 225H105ZM164 226H165V229H164ZM190 226H191L192 229H190ZM107 227H109V228H107ZM148 227H150V229ZM159 227H161V228L158 229ZM183 227H184V229L182 230L181 228H183ZM256 228H258V229H256ZM58 229H60V231H58ZM162 229L166 230V231L164 232ZM178 230H180V231H178ZM87 231H89V232H87ZM249 233H250V235H249ZM251 233H253V234L251 235ZM246 238H249V239L246 240ZM15 241H17V242L15 243ZM60 241H62V240H59L57 242V245H56L57 248H55L57 251L60 250V247H61V245L63 243V242H60ZM240 241H242V242H240ZM256 241H257V243H256ZM237 243H240L239 247H238ZM251 243H253V244H251ZM255 243H256V245H255ZM258 244H260L261 249L257 252V251H255V249L256 248L257 249L260 248ZM235 245L237 246L238 249H240L239 251H238L237 248L236 249L234 248ZM249 246H251V247H249ZM256 246H258V247H256ZM245 248H249L247 250H250V251L254 250L255 252L254 251L253 252H250V251L248 252ZM231 249L234 250V251H231ZM244 251H246L247 253L244 252ZM99 252L100 251L98 249L92 248V252L90 251V253H85V255L83 256V261L86 264H95V263H97L96 262V257H97ZM229 252L233 253V254L230 253V255H233L232 256L233 258L230 257ZM242 252L244 254L248 255V256H250L253 253L257 252L256 254H254L255 256L256 255L257 256H256V258H255V256H254V258H252V256H250L249 257L250 259L249 258L248 259H244L246 257H245V255ZM61 253L62 252H60V254ZM248 253H251V254H248ZM60 254H59V256H60ZM224 254L225 255H229L230 259H228L229 257H227V256L223 257ZM258 254H261V255L258 256ZM226 257L229 260L227 262H226V260H227ZM263 257H264V253H263L262 258ZM224 258H225V260H223ZM238 258L242 259V260H239ZM263 259H260V261H258L259 263H257V264H261V263L264 264V261L261 262ZM238 260L240 261V263H238L239 262ZM246 260H247V262H246ZM32 261L33 260L30 259V264H32ZM241 261H243V262H241ZM218 264H220V263H218Z\"/></svg>", "mask_w": 264, "mask_h": 264}, {"label": "bare ground", "instance_id": "obj_2", "mask_svg": "<svg viewBox=\"0 0 264 264\" xmlns=\"http://www.w3.org/2000/svg\"><path fill=\"white\" fill-rule=\"evenodd\" d=\"M69 1H70V0H69ZM116 1H117V0H116ZM163 1H164V0H163ZM165 1H166V0H165ZM165 1H164V4H165ZM168 1H169V0H168ZM171 1H172V0H171ZM171 1H170V2H171ZM206 1H207V0H206ZM244 1H246V0H244ZM247 1H248V0H247ZM262 1H263V0H262ZM120 2H121V1H120ZM153 2H154V0H153ZM153 2H152V3H153ZM160 2H161V1H160ZM176 2H177V0H176ZM184 2H185V1H184ZM201 2H202V1H201ZM203 2H204V1H203ZM31 3H34V2H31ZM36 3H37V2H36ZM49 3H50V2H49ZM91 3H92V2H91ZM91 3H90V4H91ZM118 3H119V2H118ZM145 3H146V2H145ZM171 3H173V2H171ZM204 3H205V2H204ZM227 3H228V2H227ZM244 3L246 4V2H244ZM259 3H260V1L258 2V4H259ZM263 3H264V2H263ZM88 4H89V3H88ZM99 4H100V3H99ZM169 4H170V3H169ZM182 4H183V3H182ZM14 5H15V4H14ZM17 5H19V4H17ZM36 5L38 6V4H36ZM82 5H84V3H83ZM158 5H159V4H158ZM165 5H167V4H165ZM184 5H185V4H184ZM33 6H34V5H33ZM45 6H46V5H45ZM119 6H120V5H119ZM175 6H176V5H175ZM238 6H239V5H238ZM243 6H245V5H243ZM243 6L240 5V7H243ZM256 6H257V5H256ZM80 7H81V6H80ZM120 7H121V6H120ZM122 7H123V6H122ZM137 7H138V6H137ZM159 7H160V5H159ZM165 7H166V6H165ZM169 7H170V5H169ZM183 7H184V6H183ZM205 7H206V6H205ZM209 7H210V6H208V8H209ZM247 7H248V6H247ZM258 7H259V6H258ZM26 8H27V7H26ZM55 8H56V7H55ZM162 8H163V7H162ZM172 8H173V7H172ZM197 8H198V6H197ZM197 8H195V9H197ZM210 8H211V7H210ZM245 8H246V6H245ZM249 8H250V6L248 7V10H247V11H248V12H247L248 14L251 13V12L249 13V10H250ZM253 8H255V7H253ZM12 9H13V8H12ZM34 9H35V6H34ZM42 9H43V8H42ZM62 9H63V8H62ZM107 9H108V7H107ZM117 9H118V8H117ZM117 9H116V10H117ZM152 9H154V8H152ZM163 9H164V8H163ZM174 9H175V8H174ZM174 9H172V11H174ZM184 9H185V8H184ZM226 9H228V8H226ZM236 9H237V7H236ZM238 9H240V8H238ZM238 9H237V11L240 12V10H238ZM241 9H242V11L244 10L243 8H241ZM259 9H260V13H263V12H261V9H262L263 11H264V9H263L262 7H259ZM137 10H138V8H137ZM164 10H165V9H164ZM168 10H169V9H168ZM175 10H176V9H175ZM179 10H180V9H179ZM181 10H182V7H181ZM206 10H207V9H206ZM230 10H232V11H230V12H233V11L235 12V11H236L235 8H234V10H233V9H230ZM256 10H257V9H256ZM52 11H53V10H52ZM161 11H162V10H161ZM176 11H177V10H176ZM184 11H186V10H183V12H184ZM219 11H220V10H219ZM242 11H241V12H242ZM252 11H253V10H252ZM34 12H35V11H34ZM43 12H45V11H43ZM186 12H187V11H186ZM186 12H185V13H186ZM196 12H197V10H196ZM210 12H211V10H210ZM222 12H223V10L221 11L220 14H222ZM234 12H233V13H234ZM238 12H237V16H238V15H241V16H242V13H245V12H242V13H239V14H238ZM253 12H255V14H253V17L256 18V16H254V15H256V11H253ZM36 13H37V11H36ZM56 13H57V12H56ZM169 13H170V12H169ZM185 13H184V15H185ZM215 13H216V12H215ZM233 13H231V14H233ZM7 14H8V13H7ZM48 14H49V12H48ZM53 14H54V13H53ZM53 14H52V15H53ZM178 14H179V12H178ZM191 14H192V13H191ZM203 14H204V13H203ZM217 14H219V13H217ZM217 14H215V15H217ZM226 14H230V13H226ZM226 14H225V12H224L223 15H219V16H220V18H221V16H222V17H224L225 19H227L226 17H228V18H230V20H232V19L234 18V16H236V12H235V15L233 14V15L230 16V17L227 16ZM257 14H258V13H257ZM35 15H36V14H35ZM46 15H47V14H46ZM57 15H58V14H57ZM136 15H137V14H136ZM164 15H165V14H164ZM168 15H169V14H168ZM179 15H180V14H179ZM181 15H182V13H181ZM181 15H180V17H181ZM189 15H190V13H189ZM194 15H195V14H193L192 16L194 17ZM208 15H209V14H208ZM215 15H213L212 17H214V18L217 20L216 17H218V16H215ZM224 15H226V17H225ZM261 15H262V14H261ZM28 16H29V15H28ZM37 16H38V13H37ZM175 16H176V15H175ZM187 16H188V15H185L186 18H187ZM190 16H191V15H190ZM203 16H204V15H203ZM245 16H246V15H245ZM257 16H259V15H257ZM263 16H264V15H263ZM34 17H35V16H34ZM34 17H33V18H34ZM43 17H44V16H43ZM81 17H82V16H81ZM135 17H136V16H135ZM165 17H166V16H165ZM170 17H171V16H170ZM182 17H183V16H182ZM185 17H184V18H185ZM199 17L201 18V15H200ZM212 17H207V18H209V19L211 20ZM242 17H243V16H242ZM242 17H241V18H242ZM250 17H251V14H250ZM250 17H248L247 19L250 20ZM54 18H55V16H54ZM73 18H74V17H73ZM136 18H137V17H136ZM161 18H162V17H161ZM194 18H195V17H194ZM200 18L197 17L196 19H200ZM202 18H203V17H202ZM202 18H201V19H202ZM0 19H1V18H0ZM7 19H8V18H7ZM48 19H49V17H48ZM77 19H78V18H77ZM180 19H181V18H180ZM182 19H183V18H182ZM187 19L189 20V23H190L191 21L193 22V20H194V19H192V20L190 21L191 18L189 19V17H188ZM239 19H240V18H239ZM239 19H238V20H239ZM262 19H263V18H262ZM11 20H12V19H11ZM11 20H9V21H11ZM38 20H39V19H38ZM43 20H45V19H43ZM166 20H167V19H166ZM204 20L206 21L205 17H204ZM204 20H202V21H204ZM222 20H224V19L222 18L221 21H222ZM227 20H228V19H227ZM230 20H229V21H230ZM234 20H235L236 22H238V20H237L236 17L234 18ZM259 20H260V19H259ZM27 21H28V20H27ZM134 21H135V20H134ZM168 21H170V20H168ZM212 21L215 22L214 20H212ZM218 21H219V19H218ZM218 21H217V23H218ZM225 21H226V20H225ZM229 21H228L229 25H230L231 23H233V22H229ZM239 21H240V20H239ZM246 21H247V20H246ZM253 21H254V19H253ZM257 21H258V19L256 20V22H257ZM5 22H6V21H5ZM49 22H50V21H49ZM136 22H137V21H136ZM173 22H174V21H173ZM173 22H171V23H173ZM176 22H177V21H176ZM184 22H185V20H184ZM187 22H188V21H187ZM196 22H197V20H196ZM200 22H201V21H200ZM200 22H199V23H200ZM236 22H235V23H236ZM259 22H260V21H259ZM263 22H264V21H263ZM3 23H4V22H3ZM3 23H2V24H3ZM9 23H10V22H9ZM165 23H166V21H165ZM167 23H168V22H167ZM189 23H188V24H189ZM193 23H194V22H193ZM206 23H207V21H206ZM210 23H211V22H210ZM210 23H209V24H210ZM217 23H216V24H217ZM220 23H221V22L219 21L218 25H219ZM240 23H241V22H239L238 24H240ZM246 23H247V22H246ZM257 23H258V22H257ZM11 24H12V23H11ZM42 24H43V22H42ZM46 24H48V23H46ZM202 24H204V23H202ZM216 24H215V25H216ZM251 24H252V22L250 23V25H251ZM258 24H260V23H258ZM261 24H263V23H261ZM261 24H260V25H261ZM56 25H57V24H56ZM71 25H72V24H71ZM157 25H158V24H157ZM157 25H156V26H157ZM161 25H162V24H161ZM163 25H164V24H163ZM167 25H170V23L167 24ZM179 25H180V24H179ZM183 25H184V24H183ZM194 25H195V24H194ZM194 25H193L192 27H194ZM213 25H214V24H213ZM213 25H212V26H213ZM215 25H214V28H215ZM223 25H225V24H223ZM227 25H228V24H227ZM241 25H242V24H241ZM9 26H10V25H9ZM30 26H31V25H30ZM43 26H44V25H43ZM53 26H54V25H53ZM165 26H166V25H165ZM165 26H163L164 29L166 28ZM195 26H196V25H195ZM198 26H199V25H198ZM202 26H204V25H202ZM202 26H201V27L199 26V27L202 28ZM206 26H207V25H206ZM219 26H221V25H219ZM231 26H232V25H231ZM233 26H234V25H233ZM36 27H37V26H36ZM80 27H81V26H80ZM86 27H87V26H86ZM189 27H191V26L189 25ZM189 27H188V29H189ZM225 27H228V26H225ZM237 27H238V26H237ZM237 27H236V28H237ZM246 27H248V25H246ZM263 27H264V26H263ZM15 28H16V27H15ZM22 28L24 29V27H22ZM26 28H27V27H26ZM160 28H161V27H160ZM183 28H184V27H183ZM194 28H196V27H194ZM205 28L208 29V28H209V25H208V27H205V26L203 27V29H205ZM230 28H231V29H234V27H230ZM261 28H262V27H261ZM13 29H14V28H13ZM43 29H44V28H43ZM52 29H53V28H52ZM67 29H68V28H67ZM161 29H163V28H161ZM192 29H193V28H192ZM192 29H191V30H192ZM206 29H205V30H206ZM212 29H213V28H212ZM215 29H216V28H215ZM228 29H229V27H228ZM257 29H258V28L256 27V30H257ZM263 29H264V28H263ZM19 30H20V29H19ZM64 30H65V29H64ZM64 30H63V32H64ZM69 30H70V29H69ZM152 30H153V29H152ZM184 30H185V29H184ZM189 30H190V29H189ZM194 30H195V29H194ZM223 30H224V29H223ZM259 30H260V28H259ZM5 31H6V29H5ZM27 31H29V30L27 29ZM38 31H39V30H38ZM40 31H41V30H40ZM65 31H66V30H65ZM154 31H155V30H154ZM185 31H186V30H185ZM196 31H200V29L198 28V30H196ZM221 31H222V26H221ZM260 31H261V30H260ZM263 31H264V30H263ZM263 31H261V32H263ZM25 32H26V31H25ZM47 32H48V31H47ZM52 32H53V31H52ZM63 32H62V33H63ZM78 32H79V31H78ZM152 32H153V31H152ZM164 32H165V31H164ZM202 32H203V31H202ZM238 32H240V31H238ZM28 33H29V32H28ZM49 33H50V32H49ZM54 33H55V32H54ZM57 33H58V32H57ZM182 33L184 34L185 32H182ZM186 33H188V32H186ZM198 33H199V32H198ZM246 33H247V32H246ZM59 34H60V32H59ZM168 34H169V33H168ZM168 34H167V35H168ZM194 34H195V33H194ZM200 34H201V33H200ZM261 34H263V33H261ZM9 35H10V33H9ZM26 35H27V34H26ZM26 35H25V36H26ZM30 35H31V34H30ZM47 35H48V34H47ZM50 35H51V33H50ZM81 35H82V34H81ZM152 35H153V34H152ZM160 35H161V34H160ZM162 35H163V33H162ZM165 35H166V34H165ZM180 35H181V33H180ZM184 35H186V34H184ZM202 35H204V33H203ZM263 35H264V34H263ZM11 36H12V35H11ZM28 36H29V35H28ZM48 36H49V35H48ZM149 36H150V34H149ZM211 36H212V35H211ZM0 37H1V36H0ZM23 37H24V36H23ZM38 37H39V36H38ZM42 37L44 38L43 35H42ZM51 37H52V36H51ZM51 37H50V38H51ZM54 37H55V36H54ZM75 37H76V36H75ZM87 37H88V36H87ZM155 37H156V35H155ZM164 37H165V36H163V38H164ZM216 37H217V36H216ZM247 37H248V35H247ZM26 38H27V37H26ZM33 38H34V37H33ZM46 38H47V37H46ZM55 38H56V37H55ZM58 38H59V36H58ZM99 38H100V37H99ZM136 38H137V37H136ZM152 38H153V37H152ZM161 38H162V37H160V39H161ZM163 38H162V39H163ZM180 38H181V37H180ZM263 38H264V37H263ZM263 38H262V39H263ZM4 39H5V38H4ZM22 39H23V38H22ZM66 39H67V38H66ZM92 39H93V38H92ZM139 39H140V38H139ZM149 39H150V38H148V41H149ZM160 39H159V40H160ZM162 39H161L162 42L165 41V40L167 41L168 37H167L165 40H162ZM172 39H175V38H172ZM234 39H235V37H234ZM5 40H6V39H5ZM9 40H10V39H9ZM32 40H33V39H32ZM32 40H31V42H32ZM52 40H53V39H52ZM58 40H59V39H58ZM69 40H70V39H69ZM71 40L73 41V39H71ZM75 40H76V39H75ZM153 40H155V39H153ZM176 40H177V38H176ZM184 40H185V39H184ZM230 40H231V39H230ZM1 41H2V40H1ZM38 41H39V40H38ZM38 41H37V42H38ZM45 41L47 42V40H45ZM45 41H44V42H45ZM53 41H55V40H53ZM59 41H60V40H59ZM140 41H141V40H140ZM150 41H151V40H150ZM161 41H160V42H161ZM166 41H165V43H166ZM168 41H169V40H168ZM231 41H232V40H231ZM263 41H264V40H263ZM23 42H24V40H23ZM31 42H30V43H31ZM41 42H42V41H41ZM50 42H51V40H50ZM66 42H67V41H66ZM173 42H174V40H173ZM192 42H193V41H192ZM0 43H2V42H0ZM14 43H15V42H14ZM14 43H13V44H14ZM28 43H29V41H28ZM34 43H35V42H34ZM48 43H49V42H48ZM57 43H58V42H57ZM57 43L55 44V42H54V44H53V42H51V44H53V45H57ZM59 43H60V42H59ZM69 43H70V42H69ZM82 43H84V42L82 41ZM88 43H89V42H88ZM136 43H137V42H136ZM138 43H139V42H138ZM146 43H147V41H146ZM146 43H145V45H146ZM154 43H155V42H154ZM169 43L172 45L171 42H169ZM22 44H23V43H22ZM31 44H32V43H31ZM39 44H40V41H39ZM42 44H43V43H42ZM61 44L63 45V44H64V41H63ZM65 44H67V43H65ZM65 44H64V45H65ZM73 44H74V41H73ZM78 44H79V43H78ZM95 44H96V43H95ZM143 44H144V43H143ZM143 44H142V46H141L142 49H143ZM150 44H152V42H151ZM156 44H157V43H156ZM1 45H3V44H1ZM4 45L6 46V44H4ZM9 45H10V44H9ZM16 45H17V43H16ZM36 45H37V43H36ZM49 45H50V44H49ZM53 45H51V47H52ZM58 45H59V44H58ZM58 45H57V47H58ZM62 45H61V46H62ZM64 45H63V46H64ZM111 45H112V44H111ZM145 45H144V46H145ZM154 45H155V44H154ZM159 45H160V44H159ZM159 45H158L157 47H161V46H159ZM173 45H174V44H173ZM262 45H263V44H262ZM5 46H3V47H5ZM12 46H13V45H12ZM34 46H35V45H34ZM34 46H33V48H34ZM45 46H46V43H45ZM69 46L71 47L72 45H69ZM75 46H76V44H75ZM82 46H83V45H82ZM105 46H106V45H105ZM155 46H156V45H155ZM155 46H154V47H155ZM15 47H16V46H15ZM41 47H42V46H41ZM57 47L54 46V48H57ZM64 47L67 48V50L70 52L71 49L69 50V47H67V46H64ZM64 47H63V49H64ZM79 47H80V46H79ZM93 47H95V46H93ZM108 47H109V46H108ZM170 47H171V46H170ZM172 47H173V46H172ZM9 48H10V47H9ZM13 48H14V47H13ZM13 48H12V49H13ZM19 48H20V46H19ZM29 48H30V47H29ZM54 48H53V49H54ZM61 48H62V47H61ZM73 48H74V46H73ZM76 48H77V47H76ZM83 48H84V46H83ZM83 48H82V49H83ZM88 48H89V47H88ZM119 48H120V47H119ZM123 48H124V47H123ZM137 48H138V47H137ZM145 48L148 49V48H150V47H148V48L145 47ZM2 49H6V48H2ZM25 49H26V48H25ZM40 49H41V48H40ZM53 49H50V52L53 53V52L57 51V50L52 51ZM59 49H60V48H59ZM63 49H60V50H63ZM77 49H78V48H77ZM80 49H81V48H80ZM85 49H86V48H85ZM90 49H92V48L90 47ZM93 49H96V48H93ZM97 49H98V47H97ZM103 49H104V48H103ZM105 49H106V48H105ZM142 49H141V50H142ZM161 49H162V48H161ZM18 50H19V49H18ZM31 50H32V49H31ZM35 50H36V47H35ZM35 50H33V51H35ZM43 50H44V49H43ZM60 50H59V51H60ZM67 50H64V51H67ZM100 50H102V49H100ZM100 50H99V51H100ZM115 50L118 51V49H115ZM121 50H123V49H121ZM125 50H126V49H125ZM133 50H134V49H133ZM143 50H144V49H143ZM148 50H149V49H148ZM166 50H167V49H166ZM19 51H21V50H19ZM29 51H30V50H29ZM38 51H40V50L38 49ZM44 51H46V48H45ZM64 51H63V53H64ZM76 51H77V50H76ZM78 51H79V49H78ZM88 51H89V49H88ZM90 51H91V50H90ZM97 51H98V50H97ZM108 51H109V50H108ZM108 51H107V52H108ZM149 51H150V50H149ZM172 51H174V50H172ZM1 52H3V51H1ZM10 52H11V53H9V51H8L9 54H12V52H14V51H10ZM15 52H16V50H15ZM27 52H28V51H27ZM40 52H41V51H40ZM47 52H49L48 49H47ZM61 52H62V51H61ZM69 52H68V53H69ZM82 52H83V51H82ZM92 52H95V53H96V51H92ZM102 52H103V51H102ZM109 52H110V51H109ZM143 52H144V51H143ZM261 52H262V51H261ZM261 52H260V53H261ZM263 52H264V51H263ZM3 53H4V52H3ZM19 53H20V52H19ZM59 53H60V52H59ZM59 53H58V51H57V52H56V55L59 54ZM71 53H72V52H71ZM75 53H76V52H75ZM85 53H86V51H85ZM89 53L92 54L91 52H89ZM89 53H88V54H89ZM95 53H94L93 56H95ZM105 53H106V50H105ZM105 53H102V54H105ZM110 53H112V52H110ZM130 53H131V51H130ZM133 53H134V52H133ZM149 53H150V52H149ZM152 53H153V52H152ZM260 53H259V54H260ZM0 54H1V53H0ZM9 54H7V55H9ZM14 54H15V53H14ZM26 54H27V53H26ZM31 54H32V53H31ZM31 54H30V55H31ZM33 54H35V53H33ZM33 54H32V55H33ZM36 54H38L37 51H36ZM39 54H40L39 56H41V53H39ZM42 54H45V55H46L47 53H43V51H42ZM50 54H51V53H50ZM60 54H61V53H60ZM65 54L68 55L67 52H66ZM73 54H74V53H73ZM73 54H72V55H73ZM77 54L80 56V53H77ZM88 54H87V55H88ZM107 54L109 55V53H107ZM7 55H5V56H7ZM17 55H18V54H17ZM53 55H54V53H53ZM56 55H55V56H56ZM62 55H63V54H62ZM83 55H84V54H83ZM99 55H100V54H99ZM99 55H98V56H99ZM122 55H124V54H122ZM171 55H172V53H171ZM171 55H170V56H171ZM262 55H264V53H263ZM0 56H2V55H0ZM15 56H16V55H15ZM23 56H24V55H23ZM26 56H28V54H27ZM34 56H35V55H34ZM39 56H38V57H39ZM43 56H44V55H43ZM46 56H47V55H46ZM46 56H45V57H46ZM57 56H59V55H57ZM60 56H61V55H60ZM63 56H64V55H63ZM89 56H90V55H89ZM89 56H88V57H89ZM100 56H101V55H100ZM115 56H116V55H115ZM115 56H114V57H115ZM117 56H118V55H117ZM156 56H157V55H156ZM9 57H10V56H9ZM31 57H32V56H31ZM38 57H37V58H38ZM70 57H71V56H70ZM96 57H97V56H96ZM106 57H107V55H106ZM108 57H110V56H108ZM171 57H172V56H171ZM262 57H263V56H262ZM1 58H2V57H1ZM17 58H19V57L17 56ZM24 58H25V57H24ZM28 58H29V57H28ZM32 58H33V57H32ZM42 58H44V57H42ZM46 58H49V56L46 57ZM46 58H45V60H46ZM50 58L52 59L51 55H50ZM54 58H56V57H54ZM60 58H61V57H60ZM66 58H67V56H66ZM73 58H74V57H73ZM75 58H76V57H75ZM91 58H93V57H91ZM101 58H102V56H101ZM111 58H112V56H111ZM115 58H116V60H117V57H115ZM115 58H113V59H115ZM139 58H141V57H139ZM139 58H138V59H139ZM151 58H152V57H151ZM5 59H6V58H5ZM9 59H11V58H9ZM9 59H8V61H9ZM30 59H31V58H30ZM69 59H70V58H69ZM93 59H94V58H93ZM103 59H104V58H103ZM109 59H110V58H109ZM156 59H157V58H156ZM3 60H4V58H3ZM14 60H15V58H14ZM19 60H20V59H18V61H19ZM32 60H33V59H32ZM32 60H31V61H32ZM40 60L42 61L41 58H40ZM40 60H39V61H40ZM52 60H53V59H52ZM52 60L49 59V61H52ZM55 60H56V59H55ZM64 60H65V59H64ZM74 60H75V59H74ZM74 60H73V61H74ZM76 60H77V59H76ZM87 60H89V59H87ZM87 60H86V61H87ZM132 60H133V59H132ZM262 60H263V59H262ZM25 61H26V60L24 59V62H25ZM41 61H40V62H41ZM49 61H48V62H49ZM71 61H72V60H71ZM83 61H84V60H83ZM93 61H94V60H93ZM99 61H100V60H99ZM104 61H105V60H104ZM135 61H136V59H135ZM167 61H168V60H167ZM1 62H2V61H1ZM6 62H7V61H6ZM21 62H22V61H21ZM68 62H70V61H67V63H68ZM74 62H75V61H74ZM87 62H88V61H87ZM89 62H91V61H89ZM89 62H88V63H89ZM130 62H131V61H130ZM137 62H138V61H137ZM32 63H33V62H32ZM43 63H44V62H43ZM56 63H57V62H56ZM79 63H80V61H79ZM91 63H93V62H91ZM91 63H90V64H91ZM126 63H127V61H126ZM263 63H264V61H263ZM15 64H16V60H15ZM18 64H19V63L16 64V67H18V66H17ZM29 64H30V62H29ZM44 64H45V63H44ZM52 64H53V61H52ZM57 64H58V63H57ZM70 64H71V62H70ZM72 64H73V63H72ZM90 64H89V65H90ZM112 64H113V62H112ZM127 64H128V63H127ZM0 65H1V64H0ZM4 65L6 66V64H4ZM9 65H10V64H9ZM11 65H12V64H11ZM27 65H28V64H27ZM27 65H23V67H24V66L27 67ZM76 65H77V64H76ZM41 66H42V65H41ZM41 66H40V67H41ZM56 66H57V65H56ZM73 66H75V65L73 64ZM77 66H78V65H77ZM84 66H85V65H84ZM7 67H8V66H7ZM14 67H15V66H13V68H14ZM16 67H15V68H16ZM30 67H31V66H30ZM36 67H37V65H36ZM70 67L73 68L71 65H70ZM250 67H251V66H250ZM257 67H259V66H257ZM1 68H2V67H1ZM31 68H32V67H31ZM31 68H30V69H31ZM37 68H38V67H37ZM55 68H56V67H55ZM55 68H54V69H55ZM75 68H76V67H75ZM79 68H80V67H79ZM79 68H78V70H79ZM81 68H82V67H81ZM84 68H86V67H84ZM9 69H10V68H9ZM20 69H21V68H20ZM24 69H25V67H24ZM24 69H23V70H24ZM38 69H39V68H38ZM51 69H52V68H51ZM12 70H13V69H12ZM15 70H16V69H15ZM26 70H27V69H26ZM52 70H53V69H52ZM67 70H68V69H67ZM67 70H66V71H67ZM258 70H259V69H258ZM263 70H264V69H263ZM5 71H6V70H4V72H5ZM7 71H8V69H7ZM10 71H11V70H10ZM37 71H38V70H37ZM39 71H40V70H39ZM74 71H75V70H74ZM254 71H255V69H254ZM2 72H3V71H2ZM4 72H3V74H5ZM8 72H9V71H8ZM13 72H14V71H13ZM15 72H16V71H15ZM70 72H73V71L71 70ZM6 73H7V72H6ZM9 73H10V72H9ZM9 73H7V74H9ZM16 73H17V72H16ZM20 73H21V72H20ZM24 73H25V72H24ZM24 73H23V74H24ZM28 73H29V72H28ZM48 73H49V72H48ZM37 74H38V73H37ZM44 74H45V73H44ZM72 74H73V73H72ZM75 74H76V72H75ZM257 74H259V73H257ZM0 75H2V73H1ZM30 75H31V74H30ZM35 75H36V74H34V76H35ZM67 75H68V74H67ZM261 75H262V74H260L259 76H261ZM39 76H40V75H39ZM39 76H38V77H39ZM2 77H3V76H1V79H2ZM64 77H65V76H64ZM68 77H70V76H68ZM19 78H20V77H19ZM19 78H18V79H19ZM255 78L257 79L258 77L256 76ZM261 78H263V77H261ZM3 79H4V78H3ZM6 79H7V78H6ZM69 79H70V78H69ZM73 79H74V76H73L72 80H73ZM75 79H76V78H75ZM4 80H5V79H4ZM9 80H10V79H9ZM28 80H29V79H28ZM14 81H15V80H14ZM34 81H35V80H34ZM2 82H3V81H2ZM26 82H27V81H26ZM29 82H30V81H29ZM38 82H39V81H38ZM74 82H75V81H74ZM263 82H264V81H263ZM5 83H6V82H5ZM76 83H77V82H76ZM1 84H2V83H1ZM18 84H19V83H18ZM32 84H33V83H32ZM34 84H35V83H34ZM4 85H5V84H4ZM0 86H1V85H0ZM2 86H3V84H2ZM18 86H19V85H18ZM15 87H16V86H15ZM28 87H29V86H28ZM35 87H36V86H35ZM49 87H50V86H49ZM74 87H75V86H74ZM1 88H2V87H1ZM29 88H31V87H29ZM46 88H47V86H46ZM237 88H238V87H237ZM8 89H9V87H8ZM76 89H77V88H76ZM39 90H40V89H39ZM41 90H42V89H41ZM193 90H194V89H193ZM13 91H14V87H13ZM15 91H16V90H15ZM44 91H45V90H44ZM46 91H47V89H46ZM54 91H55V90H54ZM199 91H200V89H199ZM1 92H2V91H1ZM5 92L7 93V91H5ZM19 92H20V91H19ZM36 92H37V91H36ZM47 92H48V91H47ZM6 93H5V94H6ZM15 93H16V92H15ZM15 93H14V94H15ZM42 93L44 94L43 91H42ZM51 93H52V92H51ZM76 93H77V92H76ZM2 94H3V93H2ZM5 94H4V95H5ZM9 94H10V93H9ZM37 94H38V93H37ZM46 94H47V93H46ZM46 94H45V95H46ZM184 94H185V93H184ZM188 94H189V93H188ZM192 94H193V93H192ZM192 94L190 95V98H191V96H193ZM224 94H225V93H224ZM4 95H3V96H4ZM16 95H17V93H16ZM19 95H20V94H18V96H19ZM33 95H34V94H33ZM47 95H48V94H47ZM8 96H9V95H8ZM12 96H14V95H12ZM40 96H41V95H40V93H39V96H38V97L40 98ZM43 96H44V95H43ZM53 96H55V95H53ZM53 96H52V97H53ZM187 96H188V95H187ZM196 96H197V95H196ZM196 96H194V97H196ZM16 97H17V96H16ZM46 97H47V96H46ZM78 97H79V96H78ZM182 97H183V95H182ZM188 97H189V96H188ZM6 98H7V97H6ZM6 98H5V100H6ZM8 98H9V97H8ZM10 98H11V97H10ZM20 98L22 99V100H21V102H22L24 97H20ZM33 98H34V97H32V99H33ZM35 98H36V97H35ZM49 98H50V97H49ZM71 98H72V97H71ZM79 98H80V97H79ZM185 98H186V97H185ZM221 98H222V97H221ZM0 99L3 100V98H0ZM13 99L15 100L16 98L14 97ZM32 99L29 98V101L31 102ZM37 99H38V98H36V100H37ZM40 99H41V98H40ZM40 99H38L39 102H40ZM42 99H43V98H42ZM46 99H47V98H46ZM51 99H52V98H51ZM173 99H174V98H173ZM222 99H223V98H222ZM2 100H1V101H2ZM5 100H3V101H5ZM16 100H17V99H16ZM18 100H20V99L18 98ZM34 100H35V99H33V102H34ZM36 100H35V102H34L35 105H36L37 102H38V101L36 102ZM78 100H79V99H78ZM78 100H77V101H78ZM180 100H181V99H180ZM186 100H187V99H186ZM189 100H190V99H189ZM202 100H203V99H202ZM7 101H8V99H7ZM7 101H6V103H7L8 105H9V104H10L11 106L13 105V101H12L11 99H10L9 101H11L12 104H11V102L8 103L9 101H8V102H7ZM27 101H28V100H27ZM48 101H49V100H48ZM52 101H53V100H52ZM68 101H69V100H68ZM70 101H72V99H71ZM77 101H76V102H77ZM136 101H137V100H136ZM170 101H174V100H170ZM192 101H193V100H192ZM192 101H191V102H192ZM21 102L18 101L19 104H20ZM25 102H26V101H25ZM44 102H45V101H44ZM44 102H41V103H44ZM50 102H51V100L48 102V103H49L48 105H51ZM53 102H54V101H53ZM53 102H52V103H53ZM62 102L65 103L66 101H62ZM133 102H134V101H133ZM176 102H177V101H176ZM182 102H183V101H182ZM189 102H190V101H189ZM189 102H187V103H188V104H191V103H189ZM199 102H200V101H199ZM1 103H2V102H1ZM6 103H5V104H6ZM14 103L16 104L17 102L14 101ZM28 103H29V102H28ZM28 103L26 104L27 107H28V105H29ZM34 103H33V104H34ZM66 103H67V102H66ZM203 103H204V102H203ZM2 104H3V105H2ZM2 104L0 105V106H1L0 109H1V108L3 109L2 106L5 105L4 102H3ZM19 104H18V106H19ZM22 104H24V102H23ZM22 104H21V105H22ZM30 104H31V103H30ZM38 104H40V103H38ZM67 104H68V103H67ZM168 104H169V103H168ZM170 104H171V103H170ZM176 104H177V103H176ZM209 104H210V103H209ZM21 105H20V106H21ZM24 105H25V104H24ZM35 105H32V104H31V106L33 107V109H35V108H34ZM40 105H41V104H40ZM171 105H172V104H171ZM185 105H186V104H185ZM191 105L194 106V105H195V102H194V104H191ZM191 105H187V106H191ZM205 105H206V103H205ZM213 105H214V104H213ZM237 105H238V104H237ZM13 106H15V105H13ZM29 106H30V105H29ZM37 106H38V105H37ZM53 106H54V105H53ZM55 106L57 107L56 103H55ZM64 106H65V105H64ZM74 106L76 107V105H74ZM82 106H83V105H82ZM174 106H177V105H174ZM183 106H184V105H182V108H183ZM187 106H185L184 108H186ZM193 106H192V107H193ZM195 106H196V105H195ZM195 106H194V107H195ZM197 106L200 107V105H197ZM208 106H209V105H208ZM210 106H211V104H210ZM240 106H241V105H240ZM4 107H6L5 109L8 111V109H9L10 106L7 108V106L5 105ZM15 107H16V106H15ZM27 107H26V108H27ZM41 107H42V106H41ZM41 107H40V108H41ZM46 107H47V106H46ZM59 107L62 108L63 106L61 107V105H59ZM59 107H58V108H59ZM66 107H67V106H66ZM72 107H73V106H72ZM80 107H81V105H80ZM199 107H198V108H199ZM11 108H12V107H11ZM11 108H10V110H15V108H14V109H11ZM16 108H17V107H16ZM20 108L22 109V107H20ZM28 108H29V107H28ZM47 108H49V106H48ZM50 108H51V106H50ZM58 108H55V107L53 108V107H52V109H58ZM76 108H77V107H76ZM168 108H169V107H168ZM172 108H173V107H172ZM176 108H178V107H176ZM179 108H180V107H179ZM195 108H197V107H195ZM195 108H194V109H195ZM201 108H202V107H200V109H201ZM204 108H205V107H204ZM204 108H203V109H204ZM206 108H207V107H206ZM211 108H212V106H211ZM211 108H210V109H211ZM21 109H20V111H19L18 114H20ZM23 109H24V106H23ZM31 109H32V108H31ZM52 109H51V110H52ZM87 109H88V108H87ZM169 109H170V108H169ZM187 109H188V111H189L190 108L187 107L185 110H187ZM194 109H192V110H194ZM207 109H209V108H207ZM210 109H209L208 111H211ZM25 110L28 111L27 109H25ZM25 110H24V111H25ZM29 110H30V108H29ZM35 110H36V112H37V108H36ZM38 110H40V112H41V111H42V108H41V109H38ZM45 110H46V109H43V111H45ZM74 110H75V109H74ZM77 110H78V109H77ZM79 110H80V109H79ZM92 110H93V109H92ZM173 110H174V109H173ZM178 110H179V109H178ZM205 110H206V109H205ZM0 111H1V110H0ZM4 111H5V110H4ZM4 111H3V112H4ZM15 111H16V110H15ZM17 111H18V110H17ZM17 111H16V113H17ZM24 111H23V112H24ZM43 111H42V112H43ZM47 111H48V110H47ZM47 111H45V112H47ZM72 111H73V110H72ZM72 111L69 112V114L72 113ZM88 111H89V110H88ZM196 111L198 112L197 109H196ZM196 111H194V112H196ZM199 111H200V112H203V110H202V111L199 110ZM248 111H249V110H248ZM11 112H12V111H10V113H11ZM28 112H29V113H28ZM28 112H27V113L30 114V113H31V110L28 111ZM42 112H41V113H42ZM45 112H44V113H45ZM48 112H50V110H49ZM48 112H47V113H48ZM62 112H63V111H62ZM65 112H66V111H65ZM85 112H86V111H85ZM85 112H84V113H85ZM164 112H166V110H165ZM177 112H178V111H177ZM184 112H185V111H184ZM189 112H190V111H189ZM192 112H193V111H192ZM194 112H193V113H194ZM13 113L15 114V112H13ZM25 113H26V112H25ZM25 113H23V117H19V118L16 117V118H18V119L23 118V119H24V117H25V116H24ZM41 113H40V114H41ZM57 113H58V112H57ZM73 113L75 114V111H74ZM82 113H83V112H82ZM82 113H81V114H82ZM125 113H126V112H125ZM167 113H168V112H167ZM175 113H176V112H175ZM185 113H186V112H185ZM193 113L190 112L189 115H191V114H193ZM2 114H3V116H4L5 114H9V113H6V112H5V114H4V113H2ZM14 114L11 113V116H13ZM21 114H22V113H21ZM28 114H27V115H28ZM37 114H39V113H37ZM40 114H39V115H40ZM81 114H80L79 116H81ZM176 114H177V113H176ZM199 114H200V113H198V116H199ZM206 114H207V111H206ZM206 114H205V117H207ZM0 115H1V112H0ZM16 115H17V114H16ZM16 115H15V116H16ZM42 115H43V114H42ZM59 115H60V114H59ZM67 115H68V114H67ZM71 115H73V114H71ZM83 115H84V114H83ZM127 115H128V114H127ZM127 115H126V117H127ZM179 115H180V114H179ZM200 115H201V117L204 116V115H202V114H200ZM210 115H211V113H210ZM252 115H253V114H252ZM1 116H2V115H1ZM3 116H2V117H3ZM6 116H7V115H6ZM9 116H10V115H8L7 117L4 116L3 119H4V118H5V119H6V118H7V119L9 118V120H11V122H12V119H13L15 116H14V117H11L12 119H10ZM18 116H20V115H18ZM21 116H22V115H21ZM76 116H78V113H77ZM79 116H78V117H79ZM112 116H113V115H112ZM164 116H165V115H164ZM187 116H188V115H187ZM187 116H186V117H187ZM191 116H192V115H191ZM194 116H196V115H193V117H194ZM29 117H30V116H29ZM29 117H28V118H29ZM60 117H61V116H60ZM118 117H119V115H118ZM213 117H214V115L212 116V118H213ZM258 117H259V116H258ZM28 118H27V119H28ZM54 118H55V117H54ZM54 118H53V119H54ZM62 118H63V117H62ZM62 118H61V120H62ZM121 118H122V117H121ZM121 118H120V119H121ZM163 118H164V117H163ZM181 118H182V117H181ZM189 118H190V116H189ZM208 118H209V117H208ZM226 118H227V117H226ZM5 119H4V120H5ZM23 119H22V120L20 119V120L23 121ZM25 119H26V118H25ZM29 119H30V118H29ZM46 119H47V118H46ZM49 119H51V118H50V115H49ZM55 119H56V118H55ZM123 119H124V118H123ZM127 119H128V118H127ZM172 119H174V118H171V120H172ZM186 119H188V117H187ZM186 119H184L183 122H185ZM191 119H192V121H193L194 118H191ZM191 119H189V121H190ZM198 119H200V118H198ZM201 119H202V121H203L204 117L201 118ZM241 119H242V118H241ZM258 119H259V118H258ZM260 119H261V118H260ZM9 120H8V121H9ZM14 120H16V119H13V123H11V122L9 121V122H10L9 124H13V126H15V125H14V123H15ZM20 120L18 121V123H15V124H17L16 127L20 124V123H19ZM146 120H147V119H146ZM168 120H169V119H168ZM180 120H181V119H180ZM195 120H196V119H195ZM1 121H2V122H1ZM6 121H7V120H5V121H4L5 123L2 124L3 126H4L5 124L7 125ZM8 121H7V122H8ZM25 121H27V120H25ZM46 121H47V120H46ZM58 121H59V119H58ZM64 121H65V120H64ZM71 121H72V120H71ZM76 121H77V120H76ZM117 121H118V120H117ZM123 121H124V120H123ZM123 121H121V123H123ZM152 121H153V120H152ZM178 121H179V120H178ZM200 121H201V120H200ZM200 121H198V122H196V123H199ZM205 121H206V120H205ZM208 121H210V119H209ZM212 121H213V120H212ZM0 122L3 123V120H0ZM16 122H17V120H16ZM43 122H44V121H43ZM43 122H42V123H43ZM56 122H57V120H56ZM60 122H63V121H60ZM100 122H101V121H100ZM190 122H191V121H190ZM193 122L195 123V121H193ZM237 122H238V121H237ZM23 123H26V122H23ZM23 123L21 122V124H23ZM28 123H29V122H28ZM42 123H41V124H42ZM46 123H47V122H46ZM49 123H50V122H49ZM49 123H48V125H49ZM54 123H55V122H54ZM64 123H65V122H64ZM66 123H67V124L69 123V124L71 125L70 122H66ZM66 123H65V124H66ZM77 123H78V122H77ZM95 123H96V122H95ZM95 123H94V124H95ZM116 123H117V122H116ZM118 123H120V120H119ZM121 123H120V124H121ZM130 123H131V122H130ZM163 123H164V122H163ZM174 123H175V122H174ZM176 123H177V122H176ZM203 123H204V122H203ZM208 123H210V122H208ZM261 123H262V122H261ZM9 124H8V125H9ZM21 124H20V125H21ZM57 124H59V123H57ZM62 124H63V123H62ZM62 124H61V125H62ZM67 124H66V126H67ZM90 124H91V123H90ZM120 124H119V125H120ZM134 124H135V123H134ZM157 124H158V123H157ZM167 124H169V123H167ZM167 124L165 125V123H164V127L167 126ZM170 124H171V123H170ZM178 124H179V123H178ZM185 124H187V123L185 122L184 125H183V124H182V125L179 124V125H181V128H182V126L184 127V128H182V129H185ZM189 124H190V123H188V125H189ZM204 124H205V123H204ZM232 124H233V123H232ZM249 124H250V123H249ZM262 124H263V123H262ZM2 125L0 126V128L3 127ZM24 125H25V124H23V126H24ZM26 125H27V123H26ZM26 125H25V127H26ZM43 125H44V127H45L46 124H43ZM43 125H41V128H43V127H42ZM48 125H47V126H48ZM70 125H69V126H70ZM75 125H76V124H75ZM92 125H93V123H92ZM116 125H117V124H116ZM137 125H138V124H137ZM145 125H146V124H145ZM154 125H155V123H154ZM188 125H186V128L189 127ZM197 125H199V127H200L201 122H200L199 124H197ZM197 125H196V126H197ZM205 125H206V124H205ZM228 125H229V124H228ZM251 125H252V124H251ZM28 126H29V125H28ZM47 126H46V127H47ZM53 126H56V125L54 124ZM59 126H60V125H59ZM109 126H110V125H108V127H109ZM120 126H121V125H120ZM126 126H127V125H126ZM155 126H157V128H158L160 125H159V126H158V125H155ZM155 126H154V127H155ZM170 126L172 127V126H174V125L171 124V125L168 126V128H169ZM187 126H188V127H187ZM190 126H191V125H190ZM194 126H195V125H193V127H194ZM201 126H202V125H201ZM7 127H8V128L5 129V131H6V130H9V131H10V128H11V129H12V132H14L13 127H11V125H10V128H9V126H7ZM21 127H22V126H21ZM63 127H64V126H63ZM67 127H68V126H67ZM74 127H75V126H73V129H74ZM89 127H90V126H89ZM89 127H88V128H89ZM113 127H115V126H113ZM175 127H179V126H175ZM191 127H192V126H191ZM227 127H228V126H227ZM252 127H254V126H252ZM5 128H6V126H5ZM22 128H23V127H22ZM31 128H32V127H31ZM41 128H40V129H41ZM48 128H50V127H48ZM52 128H53V127H51L50 129H52ZM68 128H69V127H68ZM71 128H72V126H71ZM76 128H77V127H76ZM80 128H81V126H80ZM90 128L93 129V127H90ZM109 128L113 129V128H112V125H111ZM162 128H163V127H162ZM173 128H174V127H173ZM181 128H180V129H181ZM201 128H202V127H201ZM229 128H230V127H229ZM14 129H15V127H14ZM20 129H21L20 127H17V128H16L17 131H19ZM29 129H30V128H29ZM92 129H91V130H92ZM95 129H97V128H95ZM105 129H106V127H105ZM117 129H118V125H117ZM158 129H160V128H158ZM182 129H181V130H182ZM194 129L197 130L198 127H197V128H194ZM0 130H1V129H0ZM16 130H15V131H16ZM21 130H23V129H21ZM63 130L65 131V130H70V129H63ZM75 130H76V129H75ZM75 130H74V131H75ZM82 130H83V129H82ZM82 130H81V131H82ZM102 130H103V129H102ZM109 130H110V129H109ZM109 130H108V132H109ZM114 130H115V128H114ZM149 130L152 131V129H149ZM149 130H147V132L145 131V133H146L147 135L144 133L147 137H148L149 134L153 133V132H150ZM154 130H156V127H155ZM166 130L169 131L170 128H169V129L166 128ZM166 130H165V131H166ZM172 130H174V129H171V131H172ZM177 130H178V129H177ZM181 130H180V131H181ZM188 130L191 132L190 127H189ZM192 130H193V128H192ZM207 130H208V129H207ZM1 131H2V132H1ZM1 131H0V132L3 133V132H4V128H2ZM9 131H6V132H5V133H7V136H9V134L12 133V132H9ZM24 131H26V128H25V130L22 131V133H21V131L18 132V133H20V135H21V134H24V133H25ZM70 131H71V130H70ZM84 131H85V129H84ZM106 131H107V130H106ZM106 131H105V132H106ZM111 131H112V130H111ZM111 131H110V132H111ZM117 131H118V130H117ZM126 131H127V130H126ZM129 131H130V130H129ZM148 131L150 132L149 134H148ZM160 131H161V133H159V134L162 135V136L160 137L161 140L163 139L162 137H164V138L167 139V133H165L166 136H164L165 134L163 135V132H165V131H162V130H160ZM160 131L158 130V131H156V132H160ZM175 131H176V130H175ZM175 131H173V132H175ZM178 131H179V130H178ZM182 131H183V130H182ZM186 131H187V130H186ZM193 131H195V130H193ZM197 131H198V130H197ZM205 131H206V130H205ZM8 132H9V134H8ZM39 132H40V131H39ZM42 132H44V131H41V133H42ZM45 132H46V131H45ZM72 132H73V131H72ZM86 132H87V131H86ZM93 132H94V133H93ZM93 132L91 131V133H93V135H94L96 132H95L94 130H93ZM98 132H100V131L98 130ZM98 132H97V133H98ZM101 132H102V131H101ZM173 132L171 133L172 135H174ZM184 132H185V130H184ZM200 132H201V131H200ZM31 133H32V131H31ZM47 133L49 134V131H48V130H47ZM47 133H45V134H47ZM65 133H66V132H65ZM68 133H69V132H68ZM68 133H66V134H68ZM81 133H82V132H81ZM81 133H80V136H78L79 138H80V137H83V136L86 134V133H85L83 136H81L84 132H83L82 134H81ZM97 133H96V134H97ZM114 133H115V132H114ZM114 133H112V134H114ZM125 133H126V135H124V137L127 136V138H128V135H127L128 132H125ZM125 133H121V134H125ZM169 133H170V132H168V135H169ZM187 133H188V131H187ZM187 133H185V134H187ZM198 133H199V132H198ZM74 134H76V131L74 132ZM88 134H89V133H88ZM96 134H95V135H96ZM102 134H103V133H102ZM102 134H101V135H102ZM104 134H105V133H104ZM104 134H103V135H104ZM106 134H109V133L106 132ZM106 134L104 135L105 137L108 136V135H106ZM110 134H111V133H110ZM117 134H118V133H116V135H117ZM121 134H120V135H121ZM128 134H129V133H128ZM153 134H155V133H153ZM153 134H151L150 137H151ZM159 134H157V135L155 134V135H153V137H155V136H158V137H159V136H160ZM176 134H177V131H176L175 135H176ZM180 134H181V133H180ZM188 134H189V133H188ZM188 134H187V135H188ZM191 134L193 135L192 132H191ZM12 135H13V134H12ZM14 135H15V134H14ZM18 135H19V134H18ZM18 135L15 136V137L10 135V138L12 137V139H13V138L18 137V139L22 140V139H23V135H21V136H22V139H21V137L18 136ZM24 135H25V134H24ZM26 135H29V134H27V131H26ZM41 135H42V134H41ZM49 135H50V134H49ZM62 135H63V134H62ZM78 135H79V134H78ZM93 135H91V137H92ZM95 135H94V136H95ZM101 135H100V136H101ZM131 135H133V133H131ZM182 135H184V134H182ZM2 136H3V137H1V135H0V138H1V139L6 137V135L4 136V134H3ZM30 136L32 137L33 140H32V139H29V141L32 140V145H33V143H34L36 140L34 139V136H32V135H30ZM66 136H67V135H66ZM70 136H72L71 133H70ZM70 136H67V137H62V136H61V137H62V140L60 139V141L63 142V138H66V140H67L68 137H70ZM74 136H75V135H74ZM87 136H90V134L87 135ZM96 136H99V135L97 134ZM129 136H130V135H129ZM146 136L143 135V137H145V138H144V139H143L142 137H141V138H142L143 140H145V139H146ZM177 136H178V135H177ZM184 136H185V135H184ZM189 136L191 137V135H189ZM19 137H20V138H19ZM41 137H42V136H41ZM85 137H86V135H85ZM85 137H84V138H85ZM91 137H90V138H91ZM101 137H103V136H101ZM101 137H100V138H101ZM112 137H113V136H112ZM112 137L110 136V138H112ZM117 137H118V136H117ZM120 137L122 138L123 136H120ZM132 137H133V139H134V135H133ZM150 137H149V139L152 141L153 137H152V138H150ZM168 137H170V136H168ZM171 137H172V136H171ZM171 137H170V138H171ZM173 137H174V136H173ZM179 137H180V136H179ZM192 137H194V136H192ZM6 138H8V137H6ZM27 138H29V136H28V137L25 136L24 139H27ZM75 138H76V137H75ZM75 138H74V139H75ZM88 138H89V137H88ZM88 138H87V139H88ZM90 138H89V140H90ZM94 138H95V137H94ZM94 138H91V141H92V139L94 140ZM106 138H107V137H106ZM108 138H109V137H108ZM108 138H107V141L110 140V139H108ZM127 138H125V139L128 141V144H129L130 141H129ZM141 138H140V141H142ZM170 138H169V139H170ZM174 138H175V137H174ZM177 138H178V137H177ZM181 138H183V137H181ZM181 138H180V140H181ZM194 138H195V137H194ZM1 139H0V142H1L0 145L3 146V145H2V143H3L4 146H5V144H6L5 141H6V140H5V139H2V140H3V141H2ZM18 139H17V141H19V143L16 141V139H13V140H14V141L12 140L13 142L10 141V139H8L9 143H12V144H13L14 142H15V143H16V142L18 143L17 145L14 144V149H13V151L15 150V146L17 147L18 145L20 146L22 143H24V142H22V141H21V142H22V143H21L20 140H18ZM40 139H41V138H40ZM47 139H48V138H47ZM57 139H59V138H56V139H53V140L56 141ZM71 139H73V137H72ZM80 139L83 140L82 138H80ZM95 139H97V137H96ZM98 139H99V138H98ZM117 139L119 140V138H117ZM123 139H124V138H123ZM123 139H122V140H123ZM133 139H132V141H133ZM155 139H156V137H155ZM155 139H153V141H155ZM166 139H163V140H164L165 142L168 141V143L166 142V143H167V146H168V144H169L171 141L169 142V140H166ZM185 139H186V140H185ZM187 139H189V138L187 137V138H184L183 140L187 141ZM4 140H5V141H4ZM34 140H35V141H34ZM43 140H44V139H43ZM68 140H70V139H68ZM100 140H101V139H100ZM113 140H114V137H113ZM115 140H116V139H115ZM115 140L113 141V144H114V145H117L119 142L116 144V143H114V142H116ZM130 140H131V137H130ZM147 140H148V138H147ZM157 140H159V138H157ZM161 140H159V141H161ZM163 140H162V141H163ZM174 140H175V139H174ZM8 141H7V142H8ZM24 141H26V140H24ZM27 141H28V139H27ZM29 141H28V143L25 142V143L27 144V146H28L29 144H31V143H29ZM33 141H34V142H33ZM45 141H46V143H47V140H45ZM48 141H49V140H48ZM50 141H51V138H50ZM50 141H49V142H50ZM60 141H59V143H58V140H57L56 143H58V144H60V145L62 146V144H61L62 142L60 143ZM75 141H78V142H79L78 139H77V140L75 139ZM75 141H74V142H75ZM84 141L86 142L85 139H84ZM84 141H83V142H84ZM91 141H90V143H91ZM96 141H97V140H96ZM107 141H105V142H107ZM111 141H112V140H111ZM120 141H121V140H120ZM140 141H137V142L139 143ZM145 141H146V140H145ZM145 141H144V142H145ZM151 141H149V142L152 144L153 141H152V142H151ZM159 141H158V142H159ZM188 141H189V140H188ZM193 141H195V140H193ZM64 142H65V141H64ZM67 142H68V141H67ZM69 142H71V141H69ZM69 142H68V145H65V146H66V147L69 146V147L73 148L72 145H73L74 142L72 143V145H71ZM78 142H77V143L75 142L76 144H75V147H74V148H76L77 145L83 143V142H82V143L80 142V143L78 144ZM85 142H84V143H85ZM88 142H89V141H88ZM101 142H102V140H101ZM121 142H122V141H121ZM137 142L134 141V144H133V145L138 144ZM144 142L142 141V144H143ZM158 142H156V143L160 146V144H159ZM172 142H173V140H172ZM175 142H176L177 145H178V143H179L178 140L175 141ZM180 142H181V141H180ZM36 143H37V144H36ZM36 143H35V144L38 145V141H36ZM40 143H41V142H40ZM40 143H39V144H40ZM43 143H44V142H43ZM46 143H44V144L46 145ZM52 143H53V141H52ZM102 143L105 145L104 141H103ZM102 143H100L102 146H100V145L97 146V147H96V145H95V146L93 145V146H94V148H95V147H96V148H98V147L101 148V147L104 146ZM122 143H124V141H123ZM132 143H133V142H132ZM153 143H154V142H153ZM166 143H165V146H166ZM12 144H9L8 146L10 147ZM65 144H66V142H65ZM69 144H70L71 146H70ZM85 144H86V146L89 145V143L87 144V142H86ZM92 144H95V143H92ZM106 144L108 145V143H106ZM109 144H110V143H109ZM113 144H111V145H113ZM125 144L127 145V147H128L129 145H132L131 143H130L129 145H128L127 143H125ZM125 144L122 145V144L120 143V144H118V145H122L123 149L125 150V148H124V145H125ZM140 144H141V143H139L138 145H140ZM145 144H146V142H145ZM154 144H155V143H154ZM162 144L164 145L163 142H162ZM171 144H172V143H171ZM24 145H25V144H24ZM50 145H51V144H50ZM63 145H64V144H63ZM90 145H91V144H90ZM138 145H137V146H138ZM147 145H148V144H147ZM163 145L161 146L162 148H160V149H162V150L165 148V146H163ZM172 145H173V144H172ZM172 145H171V147H172ZM180 145H181V143L179 144V146H180ZM1 146H0V147H1ZM19 146L17 147L18 149H19ZM21 146H22V145H21ZM27 146H26V147H27ZM30 146H31V145H30ZM42 146H43V145H42ZM42 146H40V147L43 148L44 146H43V147H42ZM55 146H56V145H53L52 147L54 148ZM58 146H59V145H57V147H58ZM61 146H60V147H61ZM91 146H92V145H91ZM91 146H90V147H91ZM143 146H144V145H143ZM156 146H157V145L155 144L154 147H156ZM174 146H176V145H174ZM184 146H185V145H184ZM6 147H7V145H6ZM6 147H5V148H6ZM36 147H38V146H36ZM52 147H50V148H51L52 150H54L55 148L53 149ZM63 147H64V146H63ZM79 147H80V150H81V147L83 148V146H79ZM87 147H88V146H87ZM90 147H89V148H90ZM105 147H106V145L104 146V148H105ZM107 147H108V146H107ZM114 147H115V146H113V148H114ZM122 147H121V150H122ZM135 147H136V145L133 146L132 148L135 149ZM138 147H140V146H138ZM138 147H137V150H139ZM145 147H146V146H145ZM148 147H149V145H148ZM148 147H146L145 149H147ZM154 147L152 148V145L150 146V148H152V149H154ZM163 147H164V148H163ZM168 147L170 148V146H168ZM176 147L178 148V146H176ZM176 147H175V149H176ZM182 147H183V146H182ZM185 147H186V146H185ZM7 148H8V147H7ZM10 148H11V149H10ZM10 148H9V150H12V147H10ZM17 148H16V149H17ZM21 148L26 149V148L23 147V146H22ZM21 148H20V149H21ZM27 148H28V147H27ZM31 148H33V147H31ZM34 148H35V146H34ZM34 148H33V149H34ZM47 148L50 149L49 147H47ZM61 148H62V147H61ZM74 148H73V151H74ZM85 148H86V147H85ZM96 148H95V149H96ZM115 148H117V147H115ZM115 148H114V149H115ZM118 148H119V147H118ZM129 148H130L129 150L132 149L131 147H129ZM143 148H144V147L140 148V151H139V152H141V151L143 150ZM166 148H167V147H166ZM169 148H167V149H169ZM172 148H173V147H172ZM172 148H171V149H172ZM180 148H181V147H179V149H177V150L180 151V150H181ZM188 148H189V147H188ZM188 148H187V149H188ZM2 149H3V148H2ZM18 149H17V151H18ZM24 149H23V150H24ZM29 149H30V148L26 149V151L29 150ZM33 149H31V150H33ZM43 149H44V148H43ZM48 149L45 150V151L48 152ZM57 149H58V148H57ZM62 149H64V148H62ZM62 149H61V150H62ZM66 149H68V148H66ZM66 149H65V150H66ZM76 149H77V148H76ZM101 149H103V148H101ZM101 149H100V150H101ZM110 149H111V148H110ZM110 149L108 148V151H110ZM114 149H112V151H113ZM126 149H127V148H126ZM145 149H144L143 151H145ZM182 149H184V148H182ZM191 149H192V148H191ZM6 150H7V149H6ZM41 150H42V149H41ZM58 150H59V149H58ZM58 150H55V151H53V152H57ZM65 150H64V151H65ZM69 150L71 151L72 149H68V150H66V151H69ZM87 150H88V149H87ZM92 150H93V148H92ZM154 150H156V149H154ZM157 150H159V149L157 148ZM162 150H160V152H161ZM165 150H166V149H165ZM192 150H193V149H192ZM0 151H1V152H2V151L5 152L4 149H3V150H0ZM15 151H16V150H15ZM17 151H16V152H13V153H15V154L17 153L16 155L18 156V155L20 154V152H19L20 150L18 151L19 154H18ZM24 151H25V150H24ZM26 151H25V153H26ZM33 151H34V150H33ZM33 151H30L29 153L32 154L31 152H33ZM35 151H37V150L35 149ZM50 151H51V150H49V152H50ZM64 151H62V152H64ZM75 151H76V150H75ZM81 151H83V149H82ZM81 151H80V152H81ZM88 151H89V150H88ZM101 151H102V150H101ZM104 151H105V150H104ZM104 151H103V152H104ZM117 151H118V150H117ZM125 151H126V150H125ZM125 151H124V152H125ZM132 151H133V150H132ZM163 151H164V150H163ZM163 151H162V152H163ZM168 151H169V150H168ZM172 151H174V149H172ZM182 151H183V150H182ZM76 152H77L78 154H80V153H79V150L76 151ZM85 152H87V151H85ZM90 152H92V151L90 150ZM90 152H88V153H90ZM93 152H94V151H93ZM93 152H92V154L90 153V155H87L88 158L86 159V162H85V163H87V160H88V159H89V160L91 159V157H89V156L93 155V157H94ZM113 152H114V153H117V152H115V151H113ZM119 152H120V150H119ZM139 152H138V153H139ZM152 152H155V153L157 154V152H159V151H152ZM162 152H161V153H162ZM164 152H167V151H164ZM175 152H177V151H175ZM175 152H174V153H175ZM185 152H186V151H185ZM187 152H188V151H187ZM189 152H191V151H189ZM195 152H196V151H195ZM5 153H6V152H5ZM7 153H8V151H7ZM10 153H11V155L13 154L11 151H10ZM21 153H24V152L21 151ZM25 153L22 154V155H25ZM37 153H39V151H37ZM37 153H36V156L38 155ZM45 153H46V152H45ZM73 153H74V152H73ZM82 153L84 154V152H82ZM82 153H81L80 156H81V157H84L85 155L82 156ZM94 153H95V152H94ZM98 153H99V152H97L96 155H98V157L101 158L100 160H98V161H101V162H100L101 165H100V164H99V165L102 166V163H103V166H104V163H105V166H107V168H106L105 166L102 167V169L105 168L106 173H105V171H104V173H105V175L107 176V174H108L107 172L110 170V168L112 169V167H113V169H114V167H116L115 164H116L117 162L119 163L120 161L114 160V159H116L117 156L115 157V155H114V153H113L112 156H114V158L112 159V156H110V157H111L112 160H114V162H115V161H116V162H115V163H114L113 161H110V162H113L114 164H110V162H107V163H106L105 161L102 162L103 160H108V159H107V158H105V159L102 158V157H104V156H99ZM105 153H106V151H105ZM107 153H108V152H107ZM107 153H106V155H107ZM109 153H111V151H110ZM125 153H126V152H125ZM128 153H129V151H128ZM146 153H147V151H146L144 154L146 155ZM148 153L151 154L149 151H148ZM148 153H147V155H148ZM161 153H159V154H161ZM167 153H168V152H167ZM167 153H166V154H167ZM171 153L173 154V152H171ZM196 153H197V152H196ZM196 153H195V154H196ZM206 153H207V152H206ZM27 154H28V153H27ZM30 154H29V155H30ZM33 154H34V153H33ZM52 154H53V153H51V155H52ZM58 154H59V152H58ZM75 154H76V153H75ZM78 154H77V155H78ZM120 154H121V152H120ZM123 154H124V153H123ZM159 154H157V155L159 156ZM191 154H194V151H193V153H191ZM7 155H9V154H7ZM40 155H41V154H40ZM40 155H39L38 157H40ZM54 155H56V153H54ZM117 155H118V154H117ZM121 155H122V154H121ZM127 155H128V154H127ZM151 155H152V154H151ZM157 155H156V157H157ZM161 155H163V154H161ZM177 155H179V154L176 153L175 156H177ZM180 155H181V154H180ZM4 156H6V155H4ZM20 156H21V155H19L18 157H20ZM26 156H27V155H26ZM46 156H47V155H46ZM46 156L43 155V153H42L41 158H42V157H46ZM48 156H49V155H48ZM52 156H53V155H52ZM52 156H51V157H52ZM118 156H119V155H118ZM129 156H130V155H129ZM142 156H144V155H142V153H141V157H142ZM168 156H169V155H168ZM170 156H171V154H170ZM173 156H174V154H173ZM175 156H174V158H175ZM186 156H188V154H187V155L185 154L184 157H186ZM192 156H194V158H195V155H192ZM201 156H202V154H201ZM13 157H14V156H13ZM18 157H17V158H18ZM30 157H31V156H30ZM30 157H29V158H30ZM32 157H34V156L32 155ZM73 157H75V156H73ZM76 157H77V156H76ZM76 157H75V158H76ZM81 157H80V158H81ZM98 157H97V158H98ZM121 157H122V156H121ZM121 157H120V160L122 161L123 158H124V156H123L122 158H121ZM134 157H135V156H134ZM134 157L131 158L132 161H134V160H133ZM139 157H140V156H139ZM148 157H149V156H148ZM154 157H155V156H154ZM166 157H167V156H166ZM178 157H179V156H178ZM178 157H176L177 160H179ZM181 157H182V156H181ZM181 157H180V158H181ZM190 157H191V156H190ZM14 158H15V157H14ZM14 158H12V159H14ZM27 158H28V157H27ZM35 158H36V157H35ZM66 158H68V157H66ZM95 158H96V157H95ZM145 158H146V157H145ZM151 158H152V157H149V159H151ZM158 158H160V159L163 160V158H161V156L158 157ZM191 158H192V157H191ZM12 159H11V160H12ZM22 159H23V157H21V158H19V159H17V160L14 159V161L16 160V161H19V162H20V160H22ZM24 159H25V157H24ZM24 159H23V161H24ZM32 159H33V158H32ZM32 159H29V160H32ZM47 159H48V157L46 158V160H47ZM84 159H85V158H84ZM102 159H103V160H102ZM109 159H110V158H109ZM117 159H119V157H118ZM124 159L127 160L126 158H124ZM156 159H157V158H156ZM160 159H159V160H160ZM176 159H175V161H177ZM183 159H184V158H183ZM189 159H190V158H189ZM192 159H193V158H192ZM197 159H198V158H197ZM26 160H27V159H26ZM29 160H28V161H29ZM34 160L36 161L37 159H34ZM46 160H44V161H42V162L45 163ZM89 160H88V161H89ZM125 160H124V161H125ZM144 160H148V159H144V158L142 159V158H141L142 163L144 162ZM159 160H158V161H159ZM164 160L167 161L166 159H164ZM172 160H173V159H172V157H171V160H169V161H172ZM190 160H191V159H190ZM193 160H194V159H193ZM12 161H13V160H12ZM16 161H15V162H16ZM23 161H22V163H23ZM32 161H33V160H32ZM37 161H38V160H37ZM39 161H40V159H39ZM48 161H49V160H48ZM78 161H79V163H80V159H79ZM124 161H122V162L124 163ZM128 161H129V160H128ZM152 161L154 162V160H152ZM152 161H151V162H152ZM155 161H156V160H155ZM158 161H157V162H158ZM165 161H164V162H163V161H160L161 163H162V162L164 163V164H163V163H162V164L160 163L161 166H163V165H167V166H168V167H167V166H165V167L163 166L165 169L162 170V169H163V168H162V169H161L162 171H165L166 169H169V166L172 164V163H170V165H168V164H169L168 161L166 162V163H168V164H165ZM173 161H174V160H173ZM173 161H172V162H173ZM188 161H189V160H187V162H188ZM29 162H31V161H29ZM29 162H26V163H29ZM42 162H41V163H42ZM49 162H50V161H49ZM49 162H48V163H49ZM82 162H84V161H82ZM92 162H93V160H92ZM94 162H95V161H94ZM96 162H97V161H96ZM96 162H95V163H96ZM135 162H136V160H135ZM145 162H146V161H145ZM148 162H149V161H148ZM179 162H182V160H179ZM184 162H185V160H184ZM187 162H186V165H188L191 161H190L188 164H187ZM192 162H193V161H192ZM192 162L190 163V164H191V167L193 166V167L195 168L194 164L192 165ZM196 162H197V161H196ZM16 163H18V162H16ZM22 163H21V164H22ZM26 163H25V165L28 166V164H26ZM31 163H32V162H31ZM31 163H30V165L33 166V165H32L33 163H32V164H31ZM37 163H38V162H37ZM41 163H39V164L41 165ZM48 163H47V164H48ZM50 163H52V162H50ZM53 163H56V162H53ZM53 163H52V164H53ZM97 163H98V162H97ZM108 163H109V165H106V164H108ZM120 163H121V162H120ZM123 163H122V165H123ZM125 163H126V162H125ZM131 163H132V162H131ZM154 163H155V162H154ZM158 163H159V162H158ZM158 163H156V164H158ZM173 163H174V162H173ZM176 163H178V162H175L174 164H176ZM182 163H183V162H182ZM182 163H181V165H182ZM193 163H194V162H193ZM13 164H14V163H13ZM47 164H46L45 166H47ZM52 164H51V166L48 164V165L50 166V168H51L52 166H53V167L55 166V164H54V165H52ZM152 164H153V163H152ZM179 164H180V163H179ZM190 164H189V165H190ZM19 165H20V164H17L16 166L19 167ZM30 165H29V166H30ZM42 165H44V164H42ZM79 165H80V164H79ZM82 165H83L82 168L86 169L85 167L88 166L89 163H88V164H85V166H84V164H81V166H82ZM90 165H92V164L90 163ZM90 165H89V167H90ZM99 165L97 164V166H99ZM110 165H113V166L110 167ZM120 165H121V164H118L119 167H118V166H117V167L121 169V166H122V165H121V166H120ZM124 165H125V164H124ZM126 165H127V163H126ZM130 165H131V164H130ZM130 165H128L129 168H131V167L133 168V167H134V163H133V166L131 165V167H130ZM135 165H137V163H135ZM144 165H145V164H144ZM148 165H151V164H148ZM154 165H155V164H154ZM158 165H159V164H158ZM176 165H177V164H176ZM183 165H184V164H183ZM12 166H13V165H12ZM16 166H15V167H16ZM22 166H24V165H20V167H22ZM27 166H26V167H27ZM34 166H35V165H34ZM36 166H38V165H36ZM58 166H62V165H58ZM72 166H73V165H72ZM81 166H80V167H81ZM94 166H95V165L93 164V167H94ZM108 166H109V168H108ZM137 166H140V164H138ZM155 166H156V165H155ZM155 166H154V167H155ZM177 166H178V165H177ZM177 166H176V167H177ZM179 166H180V165H179ZM18 167H17V169H19ZM24 167H25V166H24ZM38 167H39V166H38ZM38 167H37V168H38ZM40 167H41V166H40ZM40 167H39V169H40ZM42 167H43V166H42ZM53 167H52V168H53ZM74 167H75V166H74ZM80 167H77V168H80ZM89 167H87V168L89 169ZM91 167H92V166H91ZM95 167H96V166H95ZM95 167H94V170H95ZM117 167H116V168H117ZM135 167H136V166H135ZM135 167H134V168H135ZM140 167H141V166H140ZM140 167H137L136 171H137L138 169H139V170H140V169H141V170L143 169V166H142V168H140ZM148 167H149V166H148ZM159 167H160V166H159ZM171 167H172V165L170 166V168H171ZM182 167H187V166H182ZM5 168H6V167H5ZM31 168H33V167H31ZM31 168L29 167V168H28L29 170H28V169H23V170H24V172H25V170H28V171L30 172ZM34 168H35V167H34ZM55 168H56V167H55ZM55 168H54V169H55ZM72 168H73V167H72ZM72 168H71V170H72ZM116 168H115V170L112 169V172H113V171H116V172L118 173V171H117ZM123 168H124V167H123ZM125 168H126V167H125ZM127 168H128V167H127ZM129 168H128V170H129ZM134 168H133V169H134ZM157 168H158V167H156L155 169L157 170ZM188 168H189V166H188ZM188 168H187V169H188ZM7 169H8V168H7ZM12 169H13V168H12ZM47 169H48V168H47ZM84 169H83V170H84ZM91 169L93 170V168H91ZM96 169L99 170L100 168L97 167ZM145 169H146V168H145ZM155 169H154V170L151 169V170L155 171ZM159 169H160V168H158V170H159ZM172 169H173V168H171L170 170L172 171ZM175 169H176V168H175ZM187 169H184V170L186 171V173H187V171H188ZM190 169L192 170V168H190ZM196 169H197V168H196ZM15 170H16V169H15ZM20 170H21V168H20ZM20 170H19V171H20ZM23 170H22V172H23ZM35 170H36V168H35ZM48 170H49V169H48ZM57 170L59 171L58 168H56V171H57ZM75 170H78V169H75ZM81 170H82V169H80V171H81ZM83 170H82V171H83ZM92 170H88V171H89V172H90V171L92 172ZM97 170H95V171H97ZM103 170H104V169H103ZM121 170H122V169H121ZM131 170H132V169H131ZM134 170H135V169H134ZM141 170H140V172H141ZM158 170L156 171V173H154V175L160 173V176H161V177L159 176V174L156 175V177L159 176V179L162 178V180H163V178L167 177V176H165V174H166V175L168 174V177H169V174H170V172H171V171H170L169 173H166V172H168V171H166V172H162V171H161L162 173H164V175H163V177H162L161 172H158ZM173 170H174V169H173ZM178 170H180V169H178ZM184 170H183V172H184ZM191 170H190V171H191ZM203 170H205V169H203ZM13 171H14V170H13ZM31 171H34V170H31ZM36 171H37V170H36ZM40 171H41V169H40ZM42 171H43V169H42ZM42 171H41V172H42ZM58 171H57V172H58ZM60 171H62L61 168H60ZM60 171H59L57 174H60ZM63 171H64V170H63ZM63 171H62V175H64V174H63ZM95 171H93V172H95ZM100 171H101V170H100ZM147 171H148V170H147ZM159 171H160V170H159ZM174 171H175V170H174ZM174 171H172V172L174 173ZM192 171H193V170H192ZM200 171H201V170H200ZM210 171H212V170H210ZM26 172H27V171H26ZM26 172H25V173H26ZM41 172H40V173H41ZM89 172L87 173V171H86V174H87V175L91 174V178H92V177L94 176V174L96 173V172H95V173H93V175H92V173H89ZM109 172H111V170H110ZM112 172H111V173H112ZM129 172H130V171H129ZM131 172H132V171H131ZM143 172H144V169H143ZM149 172H151V171H149ZM157 172H158V173H157ZM175 172L177 173V169H176ZM183 172L181 171L182 175H183ZM188 172H189V171H188ZM202 172H203V171H202ZM30 173H31V172H30ZM33 173H34V172H33ZM35 173H37V172H35ZM43 173H44L45 176L48 174L47 172H43ZM45 173H46V174H45ZM50 173H56V172H52V171H50ZM64 173H65L66 176H68V175H67L68 173L70 174V172H68V173L66 174L65 171H64ZM84 173H85V172H84ZM102 173H103V171H102ZM102 173L100 172V174H102ZM111 173H110V175H112ZM113 173H114V172H113ZM133 173H134V172H133ZM138 173H139V171H138ZM145 173H146V172H145ZM145 173H144V176L146 175ZM179 173H180V172H179ZM186 173H185L184 176H186ZM6 174H7V173H6ZM12 174H14V173H12ZM20 174H21V176L23 175L24 178H25V176L30 175L29 173H28L27 175H25L24 173H20ZM31 174H32V173H31ZM37 174H38V176L40 175L39 172H38ZM41 174H42V173H41ZM57 174H56V175H57ZM86 174H84V176H85ZM97 174H99L98 171H97ZM97 174H95V176H94L95 179L92 178L91 183L93 182V179H94V181H95L97 177H98V178H101V177H102L100 174H99L100 177H99V175L97 176ZM130 174H131V173H130ZM142 174H143V173H142ZM149 174H150V173H148V175H149ZM174 174H175V173H174ZM189 174H190V172L188 173V175H189ZM24 175H25V176H24ZM33 175H34V174H33ZM44 175H42V176H44ZM49 175L51 176V175H53V174H49ZM65 175H64V176H65ZM70 175H71V174H70ZM102 175H103V174H102ZM110 175L108 174V176H110ZM118 175H119V174H118ZM124 175H125V174H124ZM139 175H141V173H140ZM154 175H152V178L150 177L152 180H153V179L155 180V178H153ZM178 175L182 176L181 174H178ZM193 175H195V174H193ZM193 175H192V176H193ZM42 176H39V178H41ZM96 176H97V177H96ZM106 176H103V179H105V181H106V183H107L109 177H108V176L106 177ZM112 176H113V175H112ZM119 176H121V175H119ZM134 176H137V174L134 175ZM134 176H133V177H134ZM164 176H165V177H164ZM170 176H173V175H170ZM174 176H175V175H174ZM174 176H173V177H174ZM14 177H15V176H14ZM60 177H61V175H60ZM60 177H59V178H60ZM62 177H63V176H62ZM62 177H61V178H62ZM74 177H76V175H75ZM74 177H73V178H74ZM86 177H87V176H86ZM86 177H85V178H86ZM104 177H106V178H104ZM130 177H131V175H130ZM130 177L128 176V178H130ZM148 177H149V176H148ZM175 177L178 178L177 175H176ZM175 177H174V178H171V177H170V179H171L170 182H172V181L174 182V180L177 179V178H175ZM190 177H191V176H190ZM190 177H189V179H190ZM24 178H23V180H24ZM27 178H30V177H27ZM32 178L34 179V176H31L30 179H32ZM35 178H36V177H35ZM39 178H38V180H39ZM53 178H55V177H53ZM53 178H52V179L49 178V179H51V181L48 180V181H49V184L53 181ZM59 178H58V179H59ZM63 178H64V177H63ZM67 178H69V177H67ZM85 178H84V179H85ZM87 178H89V176H88ZM98 178H97V180H98ZM107 178H108V179H107ZM111 178H112V177L110 176V179H109L110 182L112 181ZM145 178H146V177H145ZM179 178H180V177H179ZM184 178H186V177H184ZM18 179H19V177H18ZM25 179H26V178H25ZM33 179H32V180H33ZM41 179H43V180H44V179H48V176H47L46 178L42 177ZM65 179H66V177H65ZM106 179H107V180H106ZM112 179H113V178H112ZM114 179H115V181H112V183L116 182V178H114ZM126 179H127V177H126ZM151 179H150V180H151ZM156 179H157V178H156ZM159 179H158V180H159ZM172 179H173V180H172ZM202 179H203V178H202ZM19 180H21V179H19ZM36 180H37V179H36ZM36 180H35V181L33 180V181H34V182H32L33 185L30 184V185H28V186H34V184H36V183H35ZM38 180H37V181H38ZM60 180H61V179H59V181L57 180V182H60ZM63 180H64V179H63ZM63 180H62V181H63ZM70 180H75V179L70 178ZM87 180L89 181V180H91V179L89 178V179H86V181H87ZM100 180H102V179H100ZM100 180H98V181H100ZM119 180H121V179H119ZM119 180H118V181H119ZM131 180H132V179H131ZM140 180H142V178H141ZM146 180H148V178H147ZM152 180H151V182H152ZM158 180H157V181H158ZM165 180H166V179H165ZM168 180H169V179H168ZM179 180H180V179H179ZM185 180H187V179H185ZM191 180H192V179H191ZM24 181H27V180H24ZM40 181L42 182V183H40V184L43 185V181H42V180H40ZM40 181H39V182H40ZM44 181H45V180H44ZM48 181H47V184H48ZM65 181H66V180H65ZM67 181H68V180H67ZM82 181H84V180H82ZM86 181H85V182H86ZM88 181H87L86 184H84L85 182H83V184H84L85 186H86L87 184L91 186V184H89ZM118 181H117V182H118ZM121 181H122V180H121ZM127 181H130V180H127ZM142 181H143V180H142ZM157 181H154V182L158 183ZM160 181H161V179H160ZM180 181H181V180H180ZM183 181H184V180H183ZM1 182H2V179H1ZM7 182H10V181H7ZM28 182H31V180H30V181L28 180L26 183L28 184ZM39 182H38L37 185H39ZM69 182H70V181H69ZM74 182H75V181L72 182V185H71L70 187H68V186L66 185V182L64 183L65 185L62 184V186H64V187L66 186L65 189H67V187H68V189H70V191H71L72 188H75V189H76V187H73V186H74V185H73ZM96 182H97V181H96ZM96 182H95L94 185L92 184V186L95 187V186L99 185L98 183H101V182H97V185H96ZM102 182H103V181H102ZM110 182H109V185H107V187H112V188H113V185H114V184H111ZM117 182H116V183H117ZM119 182H120V181H119ZM131 182H132V181H131ZM136 182H137V181H135V183H136ZM140 182H141V181H140ZM149 182H150V181L148 180L147 185L149 184ZM151 182H150V183H151ZM154 182L152 183V185L150 184V186H149V185H148V186L145 185V186L148 187V188H147V191H148L149 187H151V186L154 187V186L156 185V183H154ZM186 182H187V181H186ZM197 182H198V181H197ZM10 183H11V182H10ZM18 183H19V182H18ZM26 183H25V185H27ZM52 183H54V182H52ZM52 183L50 184L51 187H52ZM61 183H62V182H61ZM77 183H78V181H77ZM122 183H123V181H122ZM122 183H121V185H122ZM133 183H134V182H133ZM133 183H132V185L134 186L135 183H134V184H133ZM138 183H139V182H138ZM160 183H162V182H160ZM160 183H159V184H160ZM174 183H176V180H175ZM174 183H173V184H174ZM183 183H184V182H182V184H183ZM7 184H8V186H9V183H7ZM23 184H24V182L22 183V185H23ZM45 184H46V182H45ZM45 184H44V185H45ZM47 184L45 185V187L49 186V184H48V185H47ZM58 184H59V183H58ZM67 184H68V182H67ZM70 184H71V183H69L68 185H70ZM101 184L104 185L105 183H104V184L101 183ZM110 184H111L112 186H111ZM126 184H127V183H126ZM126 184L123 183V185H126ZM129 184L131 185V183L129 182L128 185H127V187L130 186ZM141 184H143V182H142ZM144 184H146V182H145ZM154 184H155V185H154ZM159 184L156 185L157 188H158V187L161 188V189L158 188V191L161 190L160 192H162L163 190L165 191V188L168 189L167 186L165 187L164 182L162 183V184L164 185V188H163V185H162V184H160V185H162V186H159ZM167 184H168L169 188H170L171 186H173L172 183H170V184H172V185H169V183H166V185H167ZM177 184H178V183H177ZM179 184H180V183H179ZM179 184H178V185H179ZM184 184L186 185V183H184ZM22 185H21V186H22ZM42 185H39V186H40V187L38 186L39 188L36 186V188L38 189V191L36 190V188H34V189H35L38 193H39V190L42 191V193H43V192L45 191V190L43 191V189H44L45 187L43 186V187L41 188ZM55 185H56V180H55ZM78 185H80V184L78 183ZM115 185H116V184H115ZM123 185H122V186H123ZM132 185H131V186H132ZM139 185H140V184H139ZM153 185H154V186H153ZM174 185H176V184H174ZM180 185H181V184H180ZM187 185H188V184H187ZM187 185H186V186H187ZM190 185H191V182H190ZM3 186H4V185H3ZM57 186H58V185H57ZM75 186H76V185H75ZM82 186H83V185H82ZM85 186H84V187H85ZM92 186H91V187L88 186V187H89L88 189H87V187L84 188V189H85V192L87 191V192L89 193V191H90L89 189H91V190L94 192V190H93L94 188H93ZM104 186H105V185H104ZM117 186L120 187V185H117ZM131 186H130V187H131ZM135 186H136V185H135ZM182 186L184 187V185H182ZM18 187H19V186H18ZM24 187H25V186H24ZM26 187H27V186H26ZM26 187H25V191H26V189H27ZM34 187H35V186H34ZM58 187H60V184H59ZM64 187H63V189L61 188V190H65ZM71 187H72V188H71ZM98 187H99V186H98ZM139 187H140V186H139ZM152 187H151V189H152ZM183 187H181V188L184 190ZM191 187H192V185H191ZM191 187H190V188H191ZM3 188H4V187H2V189H3ZM30 188H31V187H30ZM40 188H41L42 190H41ZM52 188H54V187H52ZM99 188H100V187H99ZM102 188H104L103 190L106 189L105 187H102ZM112 188H108V189H110V191H113ZM124 188H125V186H124ZM124 188H123V189H124ZM144 188H145V187H144ZM154 188H155V187H154ZM154 188H153L152 190H155V189H156V188H155V189H154ZM172 188H173V187H172ZM172 188H171V189H172ZM177 188H180V187H177ZM31 189H32V188H31ZM31 189H30V190H31ZM34 189H33V191H34ZM45 189H46V188H45ZM48 189H50V188H48ZM75 189H74V191H76ZM86 189H87V190H86ZM108 189H106L105 191H106V192L109 191ZM113 189H114V188H113ZM115 189H117L116 186H115ZM121 189H122V188H121ZM129 189H130V188H129ZM159 189H160V190H159ZM162 189H163V190H162ZM175 189H176V188H175ZM0 190H1V187H0ZM20 190H22V189H20ZM20 190H19V191H20ZM28 190H29V189H28ZM30 190H29V191H30ZM51 190H52V189H51ZM51 190H49V192H51ZM54 190H55V192H56V191L58 192L59 189L56 190V188H55ZM80 190H81V188L79 189V191H76V192H75V195H76V193L79 194V192H80V194H83L84 191H82V190L80 191ZM95 190H97V189H95ZM126 190H127V189H126ZM132 190H133V189H132ZM138 190H139V189H138ZM168 190H169V189H168ZM168 190L166 191V193H169V192L171 191V190H169V192H168ZM173 190H174V189H172V193H174ZM178 190H179V189H178ZM187 190H188V189H187ZM187 190L185 191L186 194H187ZM25 191H24V189H23V192H22V193H24ZM29 191H28V193H29ZM67 191H68V190L64 191V193L66 192V194L68 195L70 192L67 193ZM72 191H73V190H72ZM74 191H73V192H74ZM99 191H101V192H99ZM105 191H102L101 189L98 190L99 193H102V192L106 193ZM117 191H118V189H117ZM127 191H128V190H127ZM130 191H131V190H130ZM149 191L151 192L150 189H149ZM155 191H157V189H156ZM158 191L155 192V195H157ZM174 191H176V190H174ZM180 191H181V190H180ZM180 191H177V192L180 193V197H181V192H180ZM20 192H21V191H20ZM30 192H32V191H30ZM34 192H35V191H34ZM37 192H35V193L32 192V193L37 195ZM45 192H46V191H45ZM45 192H44V193H45ZM47 192H48V190H47ZM49 192H48V193H49ZM57 192H56V193H57ZM60 192H62V191H60ZM73 192H72V193H73ZM81 192H82V193H81ZM87 192H86V193H87ZM98 192L95 191V192H94V195H95L96 193H97V195H98ZM141 192H142V191H141ZM152 192H153V194H154V191H152ZM152 192H151V193H152ZM160 192H159V194H160V195L163 194V196H164L165 192H163V193H160ZM188 192H189V191H188ZM22 193H21V194H22ZM48 193H47V194H48ZM52 193H53V192H52ZM86 193H84L85 197H86ZM88 193H87V194H88ZM91 193H92V192H91ZM104 193H103V194H104ZM110 193H111V192H110ZM112 193H116V190H115V192H112ZM117 193H118V192H117ZM117 193H116V195H117ZM151 193H150V194H151ZM170 193H171V192H170ZM175 193H176V192H175ZM175 193H174V195H175ZM183 193H184V192H183ZM17 194H18V193H17ZM21 194H20V195H21ZM39 194H40V193H39ZM47 194H46V195H47ZM54 194H55V193H54ZM58 194H59V195H58ZM58 194H55V195H58V196H60V198H63V197H62V195H63L62 193H59V192H58ZM60 194H62V195H60ZM108 194H109V192H108ZM123 194H124V193H123ZM123 194H121V195L123 196ZM137 194H138V192H137ZM139 194H141V193H139ZM159 194L157 195V197L159 196ZM189 194H190V192H189ZM192 194H193V193H192ZM29 195H31V194L29 193ZM42 195H43V194H42ZM46 195H44V197H45ZM50 195L52 196L53 194L50 193L49 196H50ZM67 195H66V196H67ZM70 195H71V194H70ZM70 195H69V196H70ZM75 195H74V197H75ZM88 195H93V193H92V194H88ZM94 195H93V197H94ZM97 195H95V197H96ZM106 195H107V194H106ZM106 195L104 194V196H106ZM116 195H115V196H116ZM118 195H120V193H119ZM121 195H120V196H121ZM125 195H126V194H125ZM130 195H131V194H130ZM133 195H134V194H133ZM146 195H147V194H145V196H146ZM155 195H152V194H151V196H149V197H152V198H151V203H150V199H149V197H148V199L146 198V199L149 201V204H152V201L154 200V197H156ZM2 196H3V195H2ZM25 196H26V195H25ZM32 196H33V195H32ZM34 196H35V195H34ZM34 196H33V197H34ZM39 196H40V195H39ZM49 196H48V198H49ZM58 196H56V197H58ZM63 196H64V195H63ZM69 196H68V198L70 199ZM71 196H73V194H72ZM78 196H80V195H77V197H78ZM100 196H102V194H101V195H98V197H96V198H98V200H99V199H101ZM108 196H109V195H108ZM115 196L112 195L111 198H112V197H115ZM127 196H128V195H127ZM127 196H125L124 198H127ZM134 196H135V198H136V195H134ZM143 196H144V195H143ZM153 196H154V197H153ZM163 196H161V197L159 196L158 198H162ZM171 196H173V194H172ZM183 196H185V193H184ZM186 196H187V195H186ZM190 196H191V195H190ZM33 197H31V199H32ZM36 197L39 198L38 196H36ZM46 197H47V196H46ZM80 197H82V195H81ZM85 197L83 196V199H84ZM87 197H89V196H87ZM91 197H92V196H91ZM95 197H94V198H95ZM157 197H156V199H158ZM169 197H170V196H169ZM176 197L178 198L179 196H176ZM188 197H189V196H188ZM14 198H15V197H14ZM14 198H13V199H14ZM27 198H29V197L27 196ZM34 198H35V197H34ZM50 198H51V197H50ZM53 198H55V196H53ZM65 198H66V197H65ZM68 198H66V200L70 201ZM72 198H73V197H72ZM89 198H90V197H89ZM104 198H105V197H104ZM116 198H117V199H116ZM121 198H122V197H121ZM121 198H119V199H121ZM133 198H134V197H133ZM141 198H142V197H141ZM143 198H144V197H143ZM174 198H175V197H174ZM177 198H176V199H177ZM40 199H41V200L43 199V200H42L43 203H47L46 201H48L47 198H45L46 200L44 201V198H42V196H41V198H39V200H40ZM57 199H58V200H57ZM57 199H55V200L59 201V202L62 204V201H60V200H63V199H59V197H58ZM77 199H79V201H81L82 198H81V199H80V198H77ZM77 199H76V200H77ZM105 199H106V198H105ZM107 199H109V197H108ZM107 199H106V202L112 200V199H109V200H107ZM115 199H116V200H115ZM119 199H118L117 196L114 198L115 201H117V200L120 201ZM136 199H137V198H136ZM146 199L140 201L139 203L142 204L143 202H145V203L148 202ZM156 199H155V200H156ZM165 199H166V198H165ZM172 199H173V197H172ZM179 199H181V198H178V200H179ZM32 200H33V199H32ZM35 200H36V198H35ZM37 200H38V199H37ZM39 200H38V201H39ZM50 200H52V204H53L54 206H56V207L58 206V204L55 205L56 202H55L54 199H50ZM50 200H49V202H50ZM74 200H75V199H73V201L71 200L72 204H73ZM87 200H88V201H87ZM91 200H92V198H90V200L86 198V201H87V202H86L85 200H84V201H85L86 204H87V203L90 202ZM94 200H96V199H93L92 201H94ZM98 200H96V201H98ZM103 200H104V199H103ZM121 200H123V199H121ZM124 200H128V199H124ZM124 200H123V201H124ZM161 200H162V199H161ZM170 200H171V199H170ZM182 200H183V199H182ZM1 201H2V200H1ZM18 201H19V200H18ZM42 201L37 202V203H41V204H42ZM63 201H64V200H63ZM68 201H67V202H68ZM84 201H83V203H84ZM92 201H91V202H92ZM96 201H95V202H96ZM112 201H113V200H112ZM163 201H164V200H163ZM163 201H162V202H163ZM173 201H174V200H173ZM173 201H171V202H173ZM184 201H186V203L188 202V200H184ZM184 201H183V202H184ZM193 201H194V199H193ZM12 202H13V201H12ZM16 202H17V201H16ZM16 202L14 201L13 203H16ZM30 202H31V201H30ZM59 202H57V203H59ZM67 202H65V203H67ZM106 202L104 203V201H103L102 204H103V203L106 204ZM124 202H125V201H124ZM153 202H154V201H153ZM155 202H156V201H155ZM155 202H154V204H155ZM159 202H160V201H159ZM180 202H181V201H180ZM180 202H179V203H180ZM183 202H182V203H183ZM189 202H190V199H189ZM189 202H188V204H189ZM17 203H18V202H17ZM54 203H55V204H54ZM68 203H69V202H68ZM81 203H82V201H81ZM81 203H79V205H80ZM83 203H82V204H83ZM92 203H93V202H92ZM97 203L99 204L100 202L98 201ZM116 203H117V205H118V203H120V202H116ZM122 203H123V202H122ZM128 203H129V201H128ZM167 203H168V201H167ZM182 203H181V204H182ZM186 203H185V204H186ZM190 203H192V202H190ZM47 204H48V203H47ZM50 204H51V203H50ZM50 204H48V205H50ZM52 204H51V206H52ZM69 204H71V203H69ZM74 204H75V203H74ZM77 204H78V201H77ZM82 204H81L80 206H82ZM86 204H84L83 206H85ZM94 204H96V203H94ZM102 204H101V205H102ZM110 204H111V203H110ZM110 204H107V206L110 205ZM120 204H121V203H120ZM125 204H126V202H125ZM129 204H131V201H130ZM132 204H134V203L132 202ZM132 204H131V206H132ZM146 204H147V203H146ZM149 204H148V205H149ZM154 204H152V205H153L152 207L155 206ZM165 204H166V203H165ZM176 204H177V202H176ZM181 204H180V205H181ZM197 204H198V203H197ZM207 204H208V203H206V205H203V206H201V207L199 208L196 222H197V223L200 222L204 216H205V218H206L205 220L208 221V222L205 224V227H204L203 231H201L200 229H197V230H192V231H193L192 233H191L190 231H189V232L186 231L189 227H188L187 229L183 230L184 227L187 225V224H184L185 222L183 223L185 226L183 225L184 227L181 228L183 231L178 232V233H175V232H176V231L174 230L175 228L173 229V231H175L174 233H173V231H172V232H169V233H161V232H158L157 229H155V228H157V227H154V229H153V227H152V230L150 229V227H148V228L150 229V231H149L148 229L141 228V227H139V226H141V224H142V225L145 224V223L143 222V220H145V215H143L144 218L142 217V218H143L142 221H141L142 223L140 222V223H141V224H140L139 221H140L141 219H139L138 217L141 216L142 214H140L139 211H138L137 213H139V216L136 215V214H135L136 211L134 210V209L136 208V206H135L134 209H133V208L131 209L130 207H127V208H126L127 205H125V207H124L126 213H127V211H129V213L131 214V211L134 210L135 213L132 212V214H133V215L135 214V217L138 216L137 218H135V217L132 216V215H128V213H127L128 216L125 215L126 213H124L125 211H123V210H122V211H119V212H115V210L113 211V208H110V206H109V207L106 206L107 208H105V205H102V208H101V209L104 210V211H103L104 213H103V214L101 213V215L99 216V219H101L102 224H101V221H100V220H98V221L100 222V224H99V223H98V224L101 225L102 227H104V229L106 228L105 225H108V226L110 227V224H111V226L116 227V229H115V228H114V229L117 230V231H116V232H112V233H110V230H109V229H108V231H106V230L104 231V229H102L101 232L97 235V242L94 241V240H89V239L86 240V239H85V241H83L81 244H79L78 246H76L75 243H74V241H73L71 238H68V237H67V238H65V237H62V238H60V237H54V238H52V237H50L49 240L47 241L48 244H46L45 246H43L44 248L42 249L41 247L38 246V241H37L36 238L34 237V235H35L34 232L31 233V232H29V231H27V230H21V229H18V232H17V235H16V236H17L20 240L24 241L25 244H27V251L29 252V254H27V256H22V257H19V258H18V256H17L18 254L16 253V254H14L15 256H12V261H11L10 263H7V261L4 260V257L0 256V264H5V262H6V264H30V259L33 260V261H32V264H86V263L83 261V256L85 255V253H90V251L92 252V248H94V249H98V250L100 251V252L98 253L97 257H96V262H97V263H95V264H218V263H220V264H224L225 262H223L222 260H221L222 262H218V263H217V262H215V259H214V258L216 257L215 255L217 254V251H218L217 244H218V242H219V240H220V238H221V236H222V235H221V233H222L221 230L224 229L223 227H226L227 224H230V225H232L233 227H234V226L237 227V226L239 225V223L241 222V220L245 219L246 217H248V216H250V215H253V214L261 215V214L264 213V164L260 165V167H258V168H257V169L251 174V176L249 177L248 180H247V179L245 180V182H244V184H243V187L238 191V193L236 194V196H235L233 199H231V200L229 201V203H227L225 206L217 205V206L215 207V205H210V206H209V205H207ZM12 205H13V204H12ZM43 205H46V204H43ZM63 205H64V204H63ZM87 205H90V206L92 205V206H93V204H91V203H90V204L88 203ZM114 205L116 206V204H114ZM114 205H113V206H114ZM121 205H122V204H121ZM139 205H140V204H139ZM161 205H162V204H161ZM161 205H160V206H161ZM163 205H164V203H163ZM171 205H172V204H171ZM65 206H67V205H65ZM65 206H64L63 208L66 209V211H67V207L65 208ZM69 206H70V205H69ZM69 206H68V207H69ZM77 206H78V205H77ZM115 206H114V207H115ZM123 206H124V204H123ZM142 206H143V205H142ZM182 206H183V205H182ZM182 206H180V207H182ZM187 206H188V205H186V207H187ZM46 207H48V206L46 205ZM60 207H61V205H60ZM72 207L77 208L76 205H75V206H72V205H71V207H70L71 210L73 209ZM95 207H96V208L98 207L97 204L95 205ZM100 207H101V206H100ZM117 207L119 208L120 206H117ZM117 207H115V208H117ZM133 207H134V205H133ZM147 207H148L147 212H144V211H143L144 213H147V214H148V210H149V211H152V210H155V209H156V206H155L154 209H153V208H150L151 205H149V206H147ZM147 207H146V208H147ZM178 207H179V204H178ZM184 207H185V206H184ZM217 207H218V208H217ZM48 208H49V207H48ZM53 208H54V207H52V209H51V208H50V209L53 211ZM57 208H59V206H58ZM57 208H56V209H57ZM63 208L61 209V210L63 211L62 213L65 212ZM82 208H83V207H82ZM84 208H85V207H84ZM86 208H87V206H86ZM86 208H85V209H86ZM98 208H99V207H98ZM98 208H97V209H98ZM118 208H117V210H118ZM120 208H121V207H120ZM120 208H119V210H120ZM128 208H129V209H128ZM137 208H138V207H137ZM149 208H150L151 210H150ZM157 208H160V207H157ZM182 208H183V207H182ZM216 208H217V209H216ZM44 209H45V207H44ZM54 209H55V208H54ZM78 209H79L80 211L83 210V209L81 210V207H79ZM91 209H92V210H95V211H98V210L94 209V206H93V208L91 207ZM91 209H90L89 211H92ZM101 209L99 208L100 211H101ZM121 209H123V208H121ZM126 209H128V210H126ZM130 209H131V210H130ZM164 209H165V207H164ZM176 209H177V208H176ZM187 209H188V208H187ZM187 209L185 208L184 210H187ZM191 209H192V208H191ZM193 209H195V208H193ZM197 209H198V207H197ZM215 209H216V210H215ZM61 210H60V211H61ZM68 210H69V209H68ZM86 210H87V209H86ZM136 210H137V209H136ZM141 210H143L142 207H141ZM144 210H145V209H144ZM158 210H159V209H158ZM167 210H168V209H167ZM173 210H175V209H171V213H173V212H172ZM180 210L182 211L183 209H180ZM180 210L178 209L179 213H180ZM13 211H14V210H13ZM54 211L57 212L58 210H57V211L54 210ZM60 211L57 212V213H58L57 215H60V214H59ZM69 211H70V210H69ZM75 211H76V210H75ZM75 211L73 210V212H75ZM80 211H79V212H80ZM83 211L87 213L88 210H87V211L83 210ZM95 211H94V212H95ZM155 211H156V210H155ZM155 211H154V212L152 211V213H150V215H152V214L158 212V211H156V212H155ZM164 211H165V210H164ZM169 211H170V210H169ZM77 212H78V211H77ZM94 212H92V213H94ZM122 212H123L124 214H122ZM161 212H162V211H160V212H158V213L160 214ZM187 212H188V211H187ZM187 212H186V213H187ZM23 213H24V212H23ZM45 213H46V212H45ZM60 213H61V212H60ZM68 213H69V212H68ZM75 213H76V212H75ZM82 213H83V212H82ZM88 213H89V212H88ZM175 213H177V212H174V215H175ZM179 213H178V216H179ZM181 213H182V212H181ZM181 213H180V215H181V217H182V214H181ZM184 213H185V212H184ZM50 214H51V213H50ZM55 214H56V213H55ZM71 214H72V213H70V217H71ZM76 214H77V213H76ZM78 214H80V213H78ZM84 214H85V213H84ZM167 214H170V212H167ZM192 214H193V213H192ZM22 215H24V214H22ZM62 215L66 216V215H67V212H66V214H62ZM72 215H73V214H72ZM74 215H75V214H74ZM88 215H90V213H89ZM88 215H87V217H89ZM123 215L126 216V217L132 216L133 218L136 219V221H137L140 225H139V226L136 225L135 228H133V227L126 228V227H127V226L125 227L126 224H128L129 222L132 224V223H134V222H132V220L129 221V220L131 219V217H129L130 219L128 220L129 222L127 223V221L125 220V218H124ZM157 215H158V214H157ZM157 215H153V217H155V216L157 217ZM170 215H171V214H170ZM174 215L172 214V216H171L173 219H174ZM184 215H185V214H184ZM188 215H189V214H188ZM64 216H63V217H60V218H63V219L65 220V219L67 218V216H66V218H65ZM68 216H69V214H68ZM81 216H84V215H81ZM158 216H160V215H158ZM161 216L163 217V219H166V221H169V220L172 221V220H173V219H170V217H169L168 215H167V216H168L169 218H167V217L164 218V217L166 216L165 214H164V215H161ZM178 216H177V214H176V217H177V218H178ZM186 216H187V215H186ZM15 217L17 218V216H15ZM49 217H50V216H49ZM58 217H59V216H58ZM91 217H92V216H91ZM156 217H155V218H156ZM179 217H180V216H179ZM51 218H52V217H51ZM51 218H50V219H51ZM54 218H55V217H54ZM71 218H72V217H71ZM71 218H70V219H71ZM75 218L77 219V217H75ZM96 218H97V216H96ZM157 218H158V217H157ZM177 218H175L174 222H175L176 220L179 222L178 219H181V218H178V219H177ZM56 219H57V218H55V220H56ZM70 219H69V221H70V223H71V220H70ZM79 219H80V217H79ZM90 219H91V218H90ZM126 219H128V218H126ZM135 219H133V220H135ZM137 219H138L139 221H138ZM148 219H150V218H147V220H148ZM159 219H161V220L163 221V224H164V222H166V221L163 220L161 217H159ZM167 219H169V220H167ZM55 220H53V221H55ZM59 220H60V219H59ZM61 220H62V219H61ZM77 220H78V219H77ZM92 220H93V222H95V221H94V218H93ZM47 221H50V220H47ZM67 221H68V220H67ZM73 221H74V220H73ZM96 221H97V220H96ZM98 221H97V222H98ZM125 221H126V222H125ZM149 221H150V220H149ZM149 221H147L145 225L150 226V225L147 224ZM177 221H176V223H177ZM183 221H184V219H182L180 222L182 223ZM206 221H205V222H206ZM63 222H64V221H63ZM78 222H79V221H78ZM78 222H77V224H78ZM84 222H85V220L83 221V223H84ZM97 222H95V223H97ZM137 222H136V223H137ZM153 222L156 223V220H155V219H154V220H151V223H152V224H153ZM35 223H36V222H35ZM47 223H48V222H47ZM52 223H53V222H52ZM65 223H67V222H65ZM68 223H69V222H68ZM68 223H67V226L70 225V224H68ZM83 223H82V224H83ZM86 223H87V222H86ZM88 223L91 224V222H88ZM88 223H87V224H88ZM95 223H93V224H94V229L97 227V226H95ZM103 223H104V224H103ZM130 223H129V225H131ZM157 223H158V222H157ZM166 223H167V222H166ZM172 223H173V222H172ZM181 223H179V224H181ZM261 223H262V222H261ZM36 224H37V223H36ZM61 224H62V222H61ZM71 224H72V223H71ZM75 224H76V223H75ZM75 224H74V226H75ZM77 224H76V226H77ZM134 224H135V223H134ZM149 224H150V223H149ZM163 224H162V225H163ZM167 224L170 225V223H167ZM99 225H98V226H99ZM145 225H143V226H145ZM168 225H167V226H168ZM172 225H173V224H172ZM174 225L176 226V224H174ZM181 225H182V224H181ZM9 226H10V225H9ZM57 226H58V225H57ZM62 226H63V225H62ZM64 226H65V224H64ZM67 226H66V227H67ZM87 226H88V225H87ZM89 226H90V225H89ZM89 226H88V227H89ZM91 226H92V225H91ZM143 226H142V227H143ZM158 226H159V225H158ZM160 226H161V225H160ZM170 226H171V225H170ZM170 226H168V230H167V231H169V229H170L169 227H170ZM188 226H189V224H188ZM262 226H264V224H263ZM52 227H54V226H52ZM60 227H61V226H60ZM66 227H65V228H66ZM77 227H78V226H77ZM88 227H87V228H88ZM109 227H107V228H109ZM161 227H162V226H161ZM161 227H159L158 229H160ZM256 227H257V226H256ZM259 227H260V226H259ZM57 228H58V227H57ZM78 228H79V227H78ZM84 228H85V226H84ZM76 229H77V228H76ZM76 229H75V230H76ZM97 229H98V227H97ZM164 229H165V226H164ZM171 229H172V228H171ZM176 229H177V228H176ZM179 229H180V228H179ZM190 229H192L191 226H190ZM190 229H189V230H190ZM256 229H258V228H256ZM263 229H264V228H263ZM115 230H114V231H115ZM162 230H163V229H162ZM58 231H60V229H58ZM72 231H73V230H72ZM83 231H84V230H83ZM89 231H90V230H89ZM89 231H87V232H89ZM163 231L165 232L166 230H163ZM163 231H162V232H163ZM178 231H180V230H178ZM91 232H92V231H91ZM71 233H72V232H71ZM252 234H253V233H251V235H252ZM109 235H110V236H109ZM249 235H250V233H249ZM76 236H77V235H76ZM255 236H256V235H255ZM255 236H254V237H255ZM248 237H249V236H248ZM250 237H251V236H250ZM262 237H263V236H262ZM247 239H249V238H246V240H247ZM59 240H62V241H60V242H63V243H62V245H61V247H60V250L57 251L55 248H57L56 245H57V242H58ZM260 241H261V240H260ZM16 242H17V241H15V243H16ZM240 242H242V241H240ZM263 242H264V241H263ZM246 243H247V242H246ZM246 243H245V244H246ZM253 243H254V242H253ZM253 243H251V244H253ZM256 243H257V241H256ZM256 243H255V245H256ZM237 244H238V247H239V244H240V243H237ZM237 244H236V245H237ZM4 245H5V242H4ZM236 245H235V246H236ZM258 245H259V247H260V244H258ZM5 246H6V245H5ZM235 246H234V248L236 249L237 246H236V247H235ZM262 246H264V245L261 244V247H262ZM240 247H241V246H240ZM246 247H247V246H246ZM249 247H251V246H249ZM254 247H255V246H254ZM256 247H258V246H256ZM261 247H260L259 249L256 248L257 250L255 249V251L258 252V251L261 249ZM234 248H233V249H234ZM263 248H264V247H263ZM237 249H238V248H237ZM245 249L247 250V249H249V248H245ZM251 249H252V248H251ZM253 249H254V248H253ZM228 250H229V249H228ZM239 250H240V249H238V251H239ZM231 251H234V250L231 249ZM235 251H236V250H235ZM247 251L249 252L250 250H247ZM253 251H254V250H253ZM253 251H250V252H253ZM255 251H254V252H255ZM60 252H62V253L60 254ZM244 252H246V251H244ZM257 252H256V253H257ZM260 252H261V251H260ZM230 253H231V252H229V255H230ZM238 253H239V252H238ZM242 253H243V252H242ZM246 253H247V252H246ZM256 253H253V254L250 255V256H252V258H254V256H255L254 254H256ZM263 253H264V250H263ZM263 253H261L262 256H263ZM59 254H60V256H59ZM231 254H233V253H231ZM243 254H244V253H243ZM248 254H251V253H248ZM261 254H258V256L261 255ZM229 255H225V254H224L223 257H225V256L229 257ZM244 255H245V257H246V258H244V259H248V258L250 257V256H248V255H246V254H244ZM232 256H233V255H230V257H232ZM241 256H242V255H241ZM247 256H248V257H247ZM256 256H257V255H256ZM256 256H255V258H256ZM262 256H261L260 259H263V258H264V257L262 258ZM30 257H31V258H30ZM227 257H226V259H227ZM230 257H229L228 259H230ZM238 257H239V256H238ZM29 258H30V259H29ZM232 258H233V257H232ZM241 258H242V257H241ZM258 258H259V257H257V259H258ZM228 259L226 260V262L229 261ZM238 259H239V258H238ZM249 259H250V258H249ZM257 259H255V260L257 261ZM260 259H259L258 261H260ZM93 260H94V259H93ZM223 260H225V258H224ZM232 260H233V259H230V262H231ZM239 260H242V259H239ZM239 260H238V261H239ZM252 260H253V259H252ZM252 260H251V259L248 260V261H249L248 263H250ZM238 261H237V262H238ZM256 261H253V263H254V262H255V264L259 263L258 261H257V262H256ZM263 261H264V259H263L261 262H263ZM230 262H228V263L231 264L232 262H231V263H230ZM241 262H243V261H241ZM244 262H245V261H244ZM246 262H247V260H246ZM261 262H260V263H261ZM233 263H234V262H233ZM238 263H240V261H239ZM248 263H243V264H248ZM226 264H227V263H226ZM240 264H242V263H240ZM261 264H263V263H261Z\"/></svg>", "mask_w": 264, "mask_h": 264}, {"label": "snow or ice", "instance_id": "obj_3", "mask_svg": "<svg viewBox=\"0 0 264 264\" xmlns=\"http://www.w3.org/2000/svg\"><path fill=\"white\" fill-rule=\"evenodd\" d=\"M7 239L3 232H0V253H3L5 249L4 240ZM6 264V262H5Z\"/></svg>", "mask_w": 264, "mask_h": 264}]
</instances>
